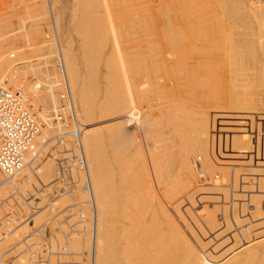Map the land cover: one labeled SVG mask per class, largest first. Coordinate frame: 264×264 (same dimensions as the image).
I'll use <instances>...</instances> for the list:
<instances>
[{
    "label": "rangeland",
    "instance_id": "rangeland-1",
    "mask_svg": "<svg viewBox=\"0 0 264 264\" xmlns=\"http://www.w3.org/2000/svg\"><path fill=\"white\" fill-rule=\"evenodd\" d=\"M79 1L78 0H52V1L50 0V3H52V9H53L52 11L54 12L55 23H56V26H57V29H58L59 39H60L61 48H62L60 50V54L62 55V58L64 59V65H65L66 61H65V58L63 56V54H65V53H64L63 50L66 47L68 48L69 45H70L72 57L75 59V62H76L77 66H78V68L80 70V78L83 81H85L84 79H86L85 82L88 85V87H87L86 84H85V86L88 89L91 88V90L94 93L93 94L94 95L93 97L96 98V100L94 98L93 99H94V106H95V116H97V115L98 116L97 117L94 116L93 123H89L90 122L89 120H83L82 113H81V111L79 109L80 107H79L78 100H77V98H75V95L72 92L74 101L76 103V108H77V111H78L79 119L82 121L84 127H89V125L91 126V125H94L95 124V126L97 125L96 127H98V128L100 127L96 131L97 132H100V130H101L102 131V134L104 136V135H106L105 133H107V132H105L106 129H104L102 127H106L107 126V127H109L108 129H110V130H113V129L116 130V129H118V130H116L118 132L115 131L113 133L114 136H117L118 137L119 132H120L122 134L119 135V137L122 136L123 133H124L123 136H126V137L129 138V139H124V137L122 136L123 137L122 138V141L123 142H122L121 139L118 137L120 139V141H118L119 143L120 142H122V143L126 142V144L129 146V147L127 146V149L129 150V151H127L126 146H123V147H125V149H123V148H121L122 147V143H120L121 144V146H120L121 149L120 150H123V154H125V155H123L124 161H125V159L127 161L129 159V162L126 161L127 162V167H126V165H125V167L128 169V164L132 162L131 163L132 166H130V164H129V169L130 168H132V169H130V170L128 169L127 170V171H129V173L126 171L127 172L126 173L127 176L125 175L124 178L129 177V175L133 171H134V174H135L136 173L135 171H137V170L139 171V169H140V172H138V174L140 175V177H139V175H138V177H137V175H135V177H137V181H135V183L138 182L139 185L138 184H134V185L131 184L133 186L130 189V188H128L129 183H128V185L125 184L126 186L124 185V187L121 189V192H122L123 195H125L123 192H125L126 189H127V192H125L126 195H131L132 196V193H133V195L135 197H137L136 199L139 200L138 202H141V199L140 198H143L144 199V196L143 195H146L145 196L146 197L145 199L148 198L147 200H145V199L142 200V203H138V204H141V206H142L141 208L138 209V212L140 211L139 214L142 216L141 212L143 210L144 211L142 213L145 214L144 215L145 217L142 216L143 217V218L141 217L142 219L139 218L138 226L142 222L141 220H143L142 224L140 225L141 227L139 226V228H137L139 230V232H142V230H143V233H144V231H146V232L147 231L155 232L154 231V229H155L156 230V234H155V245L157 244V242H159L158 238L156 239V237L157 236L159 237V234L160 233L163 234V230H162L161 226L159 225L160 224L159 223L160 222V218L158 217V213H157V208H159V207L155 203V202L158 201L159 203L158 202L157 203L160 204V206L162 208H165V210H169L170 211V214L173 213L172 215H173V217H175L174 219L177 221V224H178L179 228L182 229L181 231L183 233L185 232L187 238L190 239L189 241H191L192 244L194 243L193 245L195 246L196 250L200 249V250H198V252H200L201 249H202V251L204 253L203 255H205V253L207 254L206 256H203L202 255V257H204L203 259H205V257H208V260H210V261H207L205 259L206 261H204V260H202V257H200V255H199V256H195V258H194L195 259V262H197V260L199 259L198 261H200L201 264H204V263H206V264H212L213 262L216 263V264H220V263L221 264H224V262H226L228 260V259L227 260L225 259L228 256V254L226 255V251L225 250L227 249V247H229L230 245H232V243H238L239 246H237V247H240L238 253H236V251H235V253L237 254L236 257H238V255L240 254L239 252H242V250L244 251L245 249H248V247L249 248H252L251 247V244H252V241L251 240H253V239H259L260 237H263L264 236V233H262L264 231V225H261V224H264V210H263L264 209V205H263L264 204V196H262V195H264L263 194L264 193V191H263L264 190V186H263L264 185V172L262 173V170H264V168L261 167V166H258V167L255 166L256 169L258 168V171L256 172V169H255L254 165L253 166H250V165H252L254 163L253 160L258 159V158H255L256 157L254 155L255 153L253 154V157L251 158V160L249 159L250 161H248V159H245V160L248 161L247 164L249 163L247 166L245 165L243 167V166H237V165L232 164L233 161H231V159L232 160L234 159L233 156L235 157V159L236 158L240 159V156L239 155H236V153L234 152V150L232 148H229L230 147L229 144L223 138L227 137V135H229L230 133H233V131H232L234 129V128L232 129V126L233 125H234L233 127H236V128H237V126H240V125L241 126H244L245 128H249L248 127V122L251 120L252 117H255L256 115L258 116V110L261 112V114L264 113V109H263L264 106H260L261 104L264 105V81H263L264 80V76H263L264 72H263V74H261V70H260V67H264V30L261 31V33L263 35L262 36V35H260L261 33H259L260 31H257V29L256 30H252L249 27H245V26L243 27V25H248L249 26V25L255 24L256 23V19H252V17H250V18L247 17L246 18V16L241 15L242 17H240V19H238V16H234V17H229L230 19L227 18L225 20L227 23H230L231 26H233V27L235 26L234 28L231 27V29H230L231 31L229 29L224 30L222 28H220L219 30H217L218 29L217 28L215 30L209 31L210 33H212V36H211V34L209 32H206L205 33V31H204V33L206 35L203 32L200 33L198 30H196V28H194L193 26H191L192 24H191V20L189 18V15L191 14V9H190L191 3H192L191 0H171V1L170 0H159L160 3H159L158 0H146V1L145 0H91V1H89V0H85V1L84 0H79ZM107 2L110 3V4H107ZM82 3L83 4L85 3L88 6H86L85 4L83 5ZM33 4H35V5H33ZM76 5H79V6L82 5V6H84V8L85 7H88V8L85 9V11H84L83 7H81V6L78 7L77 6V9H75L76 8ZM89 6H90V8H89ZM105 6H106V8H105ZM213 6H214V4L211 6V8ZM93 7H95V8L94 9H91ZM132 8H134L135 10L132 9ZM215 8L216 9L218 8L217 9L218 12H217V10H215L216 13H214V15L215 14H219V12L221 11V7H219L216 4L215 5ZM88 9L90 10V12H88ZM158 9H159V11H158ZM71 10L73 11V13H75V10H76V14L75 15L73 14L74 16L72 15V11ZM94 10H97L96 11L97 13ZM91 11L93 12V14L91 13ZM106 11H107V13H106ZM84 12H86V14ZM56 13H57V15H56ZM199 14H201V11H200ZM80 15H81V17L85 16V17L82 18L83 20L80 18ZM90 15H91V17H90ZM167 15H169V17L171 16L170 18H172L171 21L173 23L172 22L170 23V20H169L170 18H167L166 17ZM92 16H93V18H92ZM162 16H163L164 19L162 18ZM219 16H220V14L216 16L217 18L212 17L211 21H213V22L211 23V25L216 26V25H218L221 22V19H219L221 16L220 17ZM86 17H87V19H86ZM73 18H75V20ZM99 19H101V20H99ZM165 19H168L169 20V23H167L168 20H165ZM80 20H81V22L79 23ZM88 20H89V22H91V24L87 23ZM91 20L93 21V23H92ZM98 20L100 21V23H98L99 22ZM73 21H74V24L72 23ZM94 21H96V23H98V27L96 26V28L95 27H92L93 25L94 26L96 25ZM126 21H128V22H126ZM214 21H216V22L218 21V23H216V25H215L214 24ZM76 22L79 23V24H83V23L84 24L81 25L82 27L81 26L79 27V26H77L78 24H76ZM102 22H104V23H102ZM253 22H255V23H253ZM86 23H87V25H86ZM99 24H102V25L104 24V25L102 26V25H99ZM74 25L77 26V27H75ZM90 25H92V26H90ZM168 25H169V28L171 27L170 29L172 31L169 30V29H167L168 28ZM176 25H177V27H176ZM237 25H240V27H243V28L237 29L236 28ZM47 26L48 27L50 26L49 25V19H48V4H47V0H0V73L3 72L5 74H7L8 71L14 70V68L12 66H13V64L15 62H17V61L18 62H21L23 64H18L17 65V69H19V66H21L20 67V70L21 71L24 70L23 72L29 74L32 77V78H30L31 81H32V79H36L35 81H33L35 84H37V82L39 84L41 83L40 85L39 84H37V85H39V87H43L44 90H46L45 91L46 93H48L47 89L49 87H53V84L55 83V80H53L54 81V83H53L52 80H51V78H49V76L50 75H53L52 77L54 79H55V77L57 78V76H59L57 74H54L55 72L53 70L54 69V64H55V52H56V49H55V47H53V46H55V43H53L52 42V39L49 38V36L47 35V32L49 33L48 30H50V27L48 28ZM84 26H85V28H86V26H90V28H92V29H89V27H87L85 29ZM166 26H167V28H166ZM105 27L106 28L108 27V28L106 29ZM162 27H163V29H162ZM93 28H94V32L91 31V30H93ZM139 28H141V29H139ZM178 28H179V30H178ZM45 29L46 30L48 29L47 32H46ZM74 29H76V30L74 31ZM108 29L110 30V32H109ZM165 29H166V33H168L170 31L169 35H171V32H173V34L175 33L176 36H175V41L174 42H176V43L178 42V44H176V45H178L177 46L178 47V50H180L179 47H181V49H184L186 51V53L190 51V52H192V54L190 52L187 53L188 56L187 55L186 56L184 55L185 58H184V56H182L183 58L181 57V55L185 54L184 53V50H181L182 52L180 51V52H178V54H176L175 52H173V54H169V52L167 51V48L165 46L164 39H162L163 38L162 34L165 31ZM81 30H84L85 32H86V30H88L87 31L88 33L87 32L85 33L84 31H81ZM139 30H141V31H139ZM186 30H187V32H186ZM76 31H79L78 34L80 36L77 35V32ZM89 31H91V32L89 33ZM82 32H84V33H82ZM96 32H98L97 33L98 34V37H97ZM226 32H227V34H226ZM229 32H231V33H229ZM255 32H257V33H255ZM91 33H93L95 35H93V34L90 35ZM102 34H103V36H102ZM137 35H139V37ZM124 36H126V37H124ZM178 36H179V39L177 38ZM260 36H262V37H260ZM257 37H258V39H257ZM67 38H68V40H67ZM199 38H200V40H199ZM259 38H260V40H259ZM48 39H50V40H48ZM82 39H83V42H86L87 39H88V41L86 43L89 44V42H91L90 43L91 46L88 45V44L86 45V43H84L86 46L83 45V43L81 41ZM223 39L225 41H227L229 43L231 42V43L229 44V43L225 42ZM208 40H209V42H208ZM78 41H79V43H78ZM97 41H98V43H97ZM113 41H114V43H113ZM180 41L181 42L184 41L183 44L180 43ZM185 41H188V43L185 42ZM232 41H233V45H235V43H236L237 44L236 45L237 47H239V46L241 47L240 49L237 48L238 51L236 50L237 51L236 53L238 55V56L236 55V59L233 58V57L231 58V56L229 58H227L229 56L227 54L228 53L230 54V52H231V51L229 52V47H230V45H232ZM65 42L68 44L67 46H66V43ZM258 42H260L259 43L260 45L258 44ZM92 43H93V45H92ZM184 43H185V47L186 48H183L184 46H182V45H184ZM81 44H82V46H81ZM113 44H115V48H116L115 50L113 49V46H114ZM255 44H256V46H255ZM228 45H229V47H228ZM88 46H89V48H88ZM92 46H93V48H92ZM82 47H84V48H82ZM133 47H134V49H133ZM137 47L140 48V49H138ZM177 47H176L175 50H177ZM207 47H209V48H207ZM247 47H248V49H247ZM90 48L92 49L91 53L89 51V50H91ZM103 48H104V50H102ZM127 48H129L132 51L125 50ZM187 48H188V51H187ZM254 48H255V50H254ZM85 49H86V51H88L87 53H85L86 52ZM80 50H81V52H80ZM95 50L96 51H99V52H96ZM61 51H62V53H61ZM111 51L113 52L114 55L113 54L111 55ZM137 51H139V52H137ZM253 51H255V52H253ZM11 52H13L15 54V56H14L15 58H13V59H10L9 58V53H11ZM118 52H119V54H118ZM153 52H155V53H153ZM167 52H168V54H167ZM252 52H253V54H252ZM81 53L82 54H85L84 57H83V55H81ZM86 54H87V56L89 55L88 56L89 59L86 56ZM92 54H94V56H96V57H94V58L91 57V56H93ZM108 54H110L111 55L110 57L113 58V59H111V61H110V57H109ZM141 54H143L144 56L141 55ZM48 55H49V60L47 61ZM118 55H119V57H118ZM175 55L176 56L179 55L180 58H179V56H177V58H176ZM252 55H254V56H252ZM169 56H171V59L168 58ZM207 56H209V57H207ZM249 56H250V58H249ZM164 57H166L167 59H164ZM186 57H187L188 60L186 59ZM237 57H239V58H237ZM242 57L245 60H242L241 59ZM90 58H92V59H90ZM108 58H109V61H107V62H110V65L109 66L110 67H113L114 66L112 69H113V72H114L115 76L114 75L113 76L116 78V81L117 80L119 81V83H118V81L116 82L114 77H113V82H112V79L111 80L109 79V81H111L113 83V86H114V87H112V85H111L112 83L111 82H108V83H110L112 89L107 87V85H108V83L106 82L107 79L104 76V74L108 70H109L107 72L108 75H109L110 71L112 70V69H110L109 67L106 66V65H108V63L105 64L106 63V59L108 60ZM114 58H116V59H114ZM207 58L208 59L210 58V59L208 60ZM133 59H134V63H133ZM142 59H144V60H142ZM172 59H174V60H172ZM191 59L193 60V62H192ZM219 59H221V60H219ZM230 59H233L234 61L233 60H230ZM239 59H241L244 62V64L241 67L239 65L241 63H243V62L240 61ZM89 60H90V64H93V61H94V64L96 65V66L95 65H92V66H94L93 67L94 70L91 69L92 67H89V66H91L89 64ZM96 60H98V61H96ZM129 60H131V61H129ZM201 60H203V61L201 62ZM228 60L230 61V63H229ZM87 61H88V64H87ZM145 61H147L148 63H150V66L152 67L151 68L152 70H149V75H151V76L153 75V77L149 76V79H151V81H148V83L146 82V85H145V83L142 84V82H145V80H143L144 77L143 76H141L142 78L140 77V75H141L140 73L143 72V74H144V71L143 70L142 71L140 70L141 71L140 72V71H137L136 70V69L139 70L141 68L140 63L145 62ZM175 61H176V63H175ZM177 61H178V63H177ZM236 61H237V63H240V64L238 65L237 63H234ZM238 61H240V62H238ZM258 61H261V62H258ZM166 62H167V64H166ZM188 62H189V64H188ZM227 62L229 63V65H228ZM232 62L235 65L229 67L230 65H233ZM114 63H116L118 66L116 64H114ZM172 63H173V65H172ZM204 63H208L213 68H211L208 64H205V66H204ZM245 63H246V65H245ZM258 63L261 64V65H258ZM85 64H87V65H85ZM169 64H171V65H169ZM186 64L189 65V66H191V68L189 66H187ZM199 64L200 65L202 64V65L200 66ZM236 64L238 65V67H236L238 69L235 68ZM153 65L155 66V68H154ZM183 65H184V67H183ZM138 67H140V68H138ZM178 67H179V69H177ZM64 68L66 69L65 66H64ZM217 68H219V69H217ZM118 69H119V71H118ZM242 69H244V70H242ZM246 69H248L249 71H247ZM217 70L219 71L218 73H217ZM150 71H152L151 74H150ZM116 72L117 73L119 72L118 74L120 76H117L118 74ZM124 72H125V74H124ZM138 72H139V74H138ZM185 72H186V74H185ZM214 72H216L217 74H214ZM112 74L113 73L111 71V75ZM134 74H136L137 76L134 75ZM81 75L84 76V79H83V76L81 77ZM138 75H139V77H138ZM86 76L89 79L88 82H87ZM88 76L89 77L91 76L93 79L91 78L92 79L91 80ZM186 76H187V78H186ZM109 77H112V76H109ZM118 77L120 78V80H119ZM136 77L138 79H136ZM257 77H258V79H256ZM185 78H186V80H185ZM220 78H222L221 79L222 83H219V82H221L220 81ZM231 78H233V79H231ZM193 79H195V80H193ZM229 79H230V81H229ZM141 80H143V81H141ZM255 80H257V81L259 80V82H258L259 84ZM195 81L197 82V84H196ZM204 81H206L207 83L209 81V83H211L210 84V88H209L208 85H205L203 87V85H202L203 83L202 82H204ZM68 82H70V81L68 80ZM114 82H116V83H114ZM121 82H123L122 83V87H121ZM216 82L219 83V84H217V86H216ZM106 83H107V85H106ZM125 83H127V84H125ZM130 83H131V85H130ZM184 83H187L189 85L186 87L185 85H187V84L184 85ZM192 83H194L195 85H193ZM91 84H92V86L94 88L93 87H89ZM96 84L98 85V87H97ZM140 84H142V85H140ZM201 85H202L203 88L201 87ZM218 85H219V87H218ZM220 85H221V87H220ZM116 86L118 87V90L119 91L118 90L117 91L120 92V94L117 91L114 92V90H116V88H117ZM126 86H128V88ZM129 86H130V89L131 90L129 89ZM131 86H132V88H131ZM70 87H71L70 89L72 91V85ZM105 87H107V89L109 91V92L108 91H106V92H108L107 93V96H108L107 98H109L110 100H108L107 98L104 97L105 96ZM193 87H195V88H193ZM196 87H198V88L196 89ZM178 88H180V89H178ZM216 88H217V91L220 92V93H218L216 91ZM220 88L222 90V93H221ZM109 89L111 90V92H110ZM94 90H96L95 92L97 94H95ZM181 90H184V92L183 91L180 92ZM92 91H91V93H92ZM244 91L246 93H243ZM89 92H90V90H89ZM181 93H182V95H181ZM158 94L160 96H158ZM110 95H111V97H109ZM117 95H118V99L120 100L119 101V104L122 103V105L121 104L120 105L117 104L114 108H116L117 106H119L120 108H122V106L124 105L123 109H121V112H120L121 114H119V111H120L119 109L120 108L117 111V108H118L117 107L116 110L114 109L112 111V113L113 112L114 113L115 112L117 113L116 114L117 117L115 116V114L114 115L112 114L115 117H113L112 115H109L108 117L107 116H103V115L102 116L99 115V113L97 112L99 110V108L97 106H100V104L102 106L104 104V100L105 99H107L110 102L111 101V98L112 99H115L117 97H114V96H117ZM203 95H205V96H203ZM103 97L105 99H103ZM119 97H121L122 100ZM242 97H243V99H242ZM48 99H49L48 97H45V99L42 100L43 103L41 105L43 106V108H45V107L46 108H53L54 107L52 105V103L48 101ZM107 100H105V102ZM121 101H123V102H121ZM255 101H257V102H255ZM57 103H58V99H57ZM38 104L40 105V102L36 104L37 107L39 106ZM257 104H258V106H257ZM254 105L256 107H254V109H252ZM33 106H34L35 109H37V107L35 105H33ZM176 111H178V112H176ZM179 112H180V114H179ZM253 112L255 114H253ZM122 114H123V116H122ZM251 115H252V117H251ZM164 116H166V117H164ZM223 116L225 117L224 119H223ZM98 117H99V119H98ZM101 117H103V118H101ZM195 117H197V118H195ZM205 117H206V119H205ZM235 117H237V118L235 119ZM235 120H237L236 122H237L238 125L235 123ZM243 120H244V123L245 124L243 123ZM218 121L219 122L221 121V123H219ZM231 121H233L234 123L232 124ZM163 122H164V124H162ZM166 122L168 123L167 125H166ZM227 122H231V123L230 124H226ZM116 123H119V124H116ZM44 124H43L42 128L45 129L46 126L44 127ZM116 125H120V127H123V128H115V127H117ZM227 126L229 127V129L231 128L232 130L230 129V131H228V127ZM142 127H144V128L147 127V128H145L146 131L143 130L144 128L142 129ZM150 127L152 129H150ZM218 127H220V128H223V127L225 128L226 127V128L224 129L225 131H223L222 129L220 131V129H218ZM244 127H242V128H244ZM166 128H167V131H166ZM119 129H120V131H119ZM171 129L173 131H174V129H176L178 131H174L173 132ZM183 129H185V130H183ZM121 130L123 132H121ZM164 130L167 132V134L165 133ZM179 130H181L180 131L181 133L179 132ZM47 131H48V129L46 128L44 130V132H46L47 134H49V132H47ZM157 131H159V132H157ZM160 131L162 132V134H165V135H168L169 132H170L171 134H169V136L170 135L171 136L174 135L175 137L172 136L171 137L172 139H169L170 140L169 141L168 139H165V138L166 137L170 138V137L169 136H165V135L163 137V135L161 134ZM226 131H228V132H226ZM172 132L174 134H172ZM177 132H179V134ZM117 133H118V135H117ZM132 133H134V134L132 135ZM183 133H184V135H182ZM191 133L194 134L193 136L195 137V139H199L200 141L202 140L201 138H203V140H204V138H206L204 140V141H206L205 144H207V141L211 140L210 141V147L209 148H211V144H212V148L213 149H210V150L208 149L209 152H207V153L209 155H212L210 157L212 158V160L214 158L213 161H215L218 158V160H217V162H218V169H220V167H221V169H223V167L225 169H228L229 172L227 170L223 169L225 172L227 171L229 173L228 174V177H226V178L223 177V175H222L223 173H222V170L221 169H220L221 171L217 169L218 171H216V172L214 170H212V172L205 170V172L207 173L206 175H208V177L210 176L212 178L209 181H206V183H200L198 181V178H196L197 173H195L196 171L194 172V169H193V173L192 172H191V174H189L190 172L188 173L189 168H190L188 164L183 163L184 167L183 166H182V168L180 167V165H182V163H180L179 156H176L177 158H179V160L176 162V163L179 162V166L176 165V168H175V171H177V169L180 170V172H178L179 174L175 173V171L173 172V170H174L173 168L175 167V165L174 166H171V164H170V167H172L173 170L170 168L169 171L172 170L171 171L172 173L166 171V170L169 169V164H166V162L168 163L169 158H170L169 162L171 160H172V162L175 161V160H177L176 158L175 159L173 158L174 160L171 159V156L168 153H166L169 150L168 147H170V148L171 147H174V145L172 146L170 143H174V139H175V141L177 140V141H179V143L181 142V144H182V142H183V144H185V140H187V139H185V137L188 138L189 135H191ZM204 133H206L207 135H205ZM160 134H161L162 137H160ZM175 134H178L179 137L176 138L177 135H175ZM180 134H181V136H180ZM197 134H198V136H197ZM200 134H201V138H199L200 137ZM210 135L212 137H210ZM48 137H49V135H48ZM83 137H84V135H83ZM181 137H183V140L184 141L182 140ZM118 138H115L114 137V140L115 139L118 140ZM208 138H210V139H208ZM218 138H221V141L220 140H217ZM83 139H84V141H83L84 146L86 147V145H85V138H83ZM132 139H133V141H132ZM159 139H160V141H159ZM163 139H165V142H164ZM178 139H180V140H178ZM117 140H115V142L119 146L120 144L117 142ZM127 140H130V141H127ZM161 140H162V142H161ZM212 142H214V145H213ZM217 142H218V144H217ZM162 143H163V145H162ZM166 143H167V147L165 146ZM157 146H159V147H157ZM175 146H176V143H175ZM104 147L106 148L103 151V152H105V155L103 154V156H105L104 159L106 160L108 158L109 161L112 163V165H114L113 164L114 157H112V158L110 157V156H113V153L111 152L110 148L107 147V145H104L102 148L104 149ZM163 147H164V149H163ZM156 148H158V149H156ZM217 148H220V149H217ZM159 149H161V150L163 149L164 151H166V150L167 151L164 152L162 150L160 152V154H159V151H160ZM206 149H207V147H206ZM214 150H216V151H214ZM218 150H220L221 153ZM229 150H230L231 153L229 152ZM126 151L129 153L128 155H126ZM226 151H227V153H225ZM210 152H213V153H210ZM214 152H216V153L219 152V153H217L219 155H217ZM106 153H107V155H106ZM161 154H163V155H161ZM198 154L201 155L202 160H203L204 159L203 154H201L198 151L195 152V154L193 156L196 157ZM220 154H221V156H220ZM231 154L232 155L234 154V155L232 156ZM157 155H161V156H158L157 157ZM226 155L228 156V158H227ZM164 156H168L167 157L168 158L167 161H166V159H165ZM213 156H215L216 158L213 157ZM218 156L220 157V159L221 158L222 159L220 160ZM222 156L223 157H226L227 159L226 158H223ZM229 157H230V159H229ZM132 158H133V160H132ZM152 158H153L154 161H152ZM191 158H192V156H191ZM191 158H190V162L193 159V158L192 159ZM161 159H163V160L161 161ZM205 159H206V161L210 162L208 160V158H205ZM46 160L51 161L50 159H46ZM87 161H88V157H87ZM155 161L158 162V163H156ZM221 161H222L223 164L221 163ZM228 161H230V162H228ZM41 162H44V161H41ZM160 162H162V163H160ZM172 162H170V163H172ZM219 163H221V164H219ZM156 164H157V167L159 169L158 168H154L153 169V167H156ZM88 166H89V164H88ZM134 166H135V168L137 167V170H134L135 169V168H133ZM163 166H164L165 169L164 168L162 169ZM138 167H139V169H138ZM178 167H180V168H178ZM245 167H247V168L245 169ZM52 168L54 170V172H53L54 173L53 177H54L55 176V166H54V163L52 164ZM236 168H237V170H239L238 168H240L239 174H240V171H241V174L238 175L240 178L237 176L239 179L237 178V180H236L238 184H234L233 183L234 182L233 181L234 179L232 177V173L233 172L235 173V169ZM260 168H261V170L259 171ZM181 169H183V171H185L186 174L185 173H182ZM244 169L246 171H252V172H246L247 175H245V171L243 173V170ZM117 170L118 169L115 168V172L116 173H118ZM158 171L160 173H158ZM163 171L166 172V174H167L165 178H162V175H160V174H162L161 172H163ZM164 172H163V177L165 175ZM213 172H215V174H218V175L220 174L217 179H213V176L215 175ZM173 173H174L173 178H175V174L177 175L176 178H177L178 181L176 183L173 182V181H176V180H173L172 176H170V174L173 175ZM90 174H91V172H90ZM158 175H160V177H157L156 178V176H158ZM188 175H190V176L193 175L194 178L191 176V178L189 177L191 180H189V178L187 177ZM241 176H243V177H241ZM37 177L43 183V181L40 178V175L37 176ZM144 177L146 178V180L143 179ZM167 177L169 178V181L167 180L168 179ZM91 178H92V176H91ZM252 178H255L256 183H259L258 186L260 185L261 186V189H260V186L258 188L257 185H255L256 188H254L255 186H253V184H251ZM161 179H162V181L164 179L165 182L163 181L161 183ZM193 179H194V181H193ZM143 180H145V182H147L148 184L150 183V184L148 185L147 183L144 182L145 183L144 186H143L144 188H142L141 190H138V189H140V187L139 188L138 187H134L135 185L136 186L137 185L140 186V183H141V185H143ZM219 180L222 183H224V184L221 185L219 183ZM228 180H229V182H228ZM156 181H159L160 183L157 184ZM260 181H263V183L260 182ZM30 182H32L33 184H36L38 187H40V185L36 182V180H35L34 177L31 178ZM217 182H218V185H219L218 188H217V186H215L213 184V183H217ZM167 183H169V184H167ZM92 185L94 186V184H92ZM148 187H150V188H148ZM207 187H209V188L211 187V189L208 188L209 190H207ZM128 189L131 190L132 193H129L130 191ZM214 189L216 190V192H215ZM259 189L262 190V191H260ZM142 190H143V193H142ZM93 191H94V187H93ZM121 192L119 191V193H121ZM256 192L258 193V195H254V194H257ZM261 192H263V193L261 194ZM140 193L142 194L143 197L141 196ZM153 193L155 195H153ZM252 193H253V195H252ZM2 195H3V192H2ZM4 195H5V193H4ZM82 196H84V194L82 195V193L77 195V197H80V198ZM139 196H141V197L139 198ZM155 196H156V198H155ZM254 196H256L257 199H261L259 201L261 202V206H263V209H262L263 212L261 211V213H260V214H263V216L261 217V215L260 216L257 215L256 218H258V219H256L255 216L252 217V214L251 213H252L253 207H252V205H249L251 203V201L248 198L249 197H252V199H254L255 198ZM259 196H261L263 198H259ZM245 197L247 198V201L246 200L245 201H242L243 198H245ZM150 198L152 199V201H149L150 203L149 202H146ZM235 198H236V200H235ZM72 199H73V196L72 195H69V196L68 195H63V196L59 197L56 200V202L54 203V205H63L64 206V205H67L68 203H70L72 201ZM221 199H222V202H225V203H222L221 202ZM223 199H227L228 201H223ZM217 201H219L220 203L217 202ZM240 201L243 203L244 206L242 205V203ZM226 202H227V205H226ZM253 202L254 201H252V203ZM224 204L226 206L223 207ZM234 204H235V207H234ZM217 206H218V208H216ZM221 206L223 208H225V207L226 208L223 209ZM204 207L206 208V211H207L206 213L207 214L208 213H211V211L213 210L212 211L213 212L212 215L211 214H208V215H211L213 217L215 215L214 218L217 219L216 222L218 224L216 223L215 227L212 228L214 232L213 231H209L206 227H204V228L202 227L203 225H202V222H201V218L200 217H201V214H203L205 212L204 211L205 210ZM219 207H220V209H219ZM153 208H154V211H153ZM145 209L148 210V211H146ZM210 209H211V211H210ZM217 209H219V210H217ZM244 209H245V211H244ZM223 210H226L225 213L223 212ZM151 211L154 212L155 215H153ZM174 211H175V213H174ZM180 211L183 214H185V216ZM191 212H194L195 214H193V213L191 214ZM200 212H202V213H200ZM240 212L241 213L244 212L243 214H245V216L244 215L242 216V214ZM45 214H46V212H44V216H45ZM221 214H223V215H221ZM240 214H241V216H240ZM225 215L227 216V219L230 220V221H227ZM150 216L152 217V220H150ZM154 216H155V219H154ZM232 216L233 217L235 216V217L233 218ZM243 217L246 218V219L244 218L245 221L243 220ZM254 218H255V221L257 220V222L260 221V220L263 221V223L260 222V225H261L260 227H256L257 222H255V221H254V223H256V224L254 225V223H253V219ZM156 220H158L159 222L157 223ZM237 220L239 222L241 220V223H240L241 226L238 224L240 227H238V226L235 225L236 224L235 222ZM149 221H152V222L149 223ZM198 221H200V222H198ZM226 221L229 222V223H227ZM242 221L244 222V224H243ZM250 221H252V222H250ZM230 222L231 223H235L234 225L232 224L234 227H231V228L225 227V225L230 224ZM186 223L189 226L185 227L186 226ZM200 224L202 225L201 227H200ZM195 225L197 227H195ZM220 225H221V227H219ZM143 226H145V227H143ZM147 226L149 227L150 230H148ZM244 226H246V227H244ZM250 226L255 231H257L258 229L259 230L261 229L260 230L261 233H259L260 232L259 230H258L259 232H254V230H252V233H249V236H247L246 238L244 236H241L240 237V235H239V241H238V238H234V237L232 238V237H230V235L233 234L235 230H236L235 232H237V230H242L243 231V234L244 233H247L248 234V232H247L248 230H244V229H247ZM151 227L154 228V229H152ZM183 227H185V228H183ZM188 228H190V229H188ZM201 228H203L201 231L203 233L205 231L206 235H204V236L202 235L201 236V234H202V233H200L201 231H198ZM217 228H218V230H217ZM223 228H226V231H228L230 234L228 232H226V231H225V233H223V231L225 230V229L223 230ZM191 229H193V230L196 229V231H195L196 233L195 232H192V231L189 232V230H191ZM232 229L234 231H232ZM186 231H188V233ZM206 231H208V232H206ZM147 233L150 235L149 232H147ZM147 233H146V236L145 237H147V235H148ZM213 234L215 236L217 235L216 238H212V239L211 238H208V237H213L214 236ZM144 235H145V233H144ZM149 235H148V238H149ZM141 236L145 239V237L143 236V234H141ZM191 236L194 239H197V238H199L201 236L200 239H199V242H201V241L202 242H205V244L202 243L201 246L204 245L207 248L203 246L204 247V249H203L200 246V243L198 245L196 242H194V240H192L193 238ZM195 236L196 237L198 236V237L195 238ZM226 236H228V238L230 239V241H229V239H228V242L225 240V239H227ZM256 236H258V238H256ZM150 237H152V235ZM153 237H154V235H153ZM223 237H224V239H223ZM160 238H162V236ZM163 238H162V240H163ZM204 238H205V241H204ZM235 239H236V241H232V240H235ZM152 240L154 241V239H152ZM162 240H160V243L161 242L163 243ZM213 240H215V241H213ZM222 240H224V241H222ZM153 241H150V242H153ZM164 241H165V239H164ZM195 241L198 242V239L195 240ZM209 241H211L212 243L208 244ZM217 241L218 242H223V243L226 241V243H224V245H221L223 243H218ZM84 242L87 244L86 239L84 240ZM146 242H147V238L143 241V243H145L144 245H146L148 243V242L147 243ZM214 242H217V243L215 244ZM165 243H166V241H165ZM249 243H250V245L248 246ZM78 244L79 245H76V248L74 250V251H76L75 253L80 252L81 250H83L86 247V244H84V243H78ZM151 244H153V245L152 246H149L150 252H151V249L155 246L154 245V242L151 243ZM217 244H220L219 247H218V249H216V247L218 246ZM84 245H85V247H84ZM147 245H146V247H147ZM158 245L161 246V244H158ZM164 245H165L164 247H167L166 244H164ZM211 245L214 247V249H213V247H211ZM121 246H123V245L121 244ZM242 246H245V247H242ZM246 246H248V247H246ZM146 247L144 246L143 247V250H145L144 248H146ZM155 247H154V249H152V252L154 253L155 250H157V251L159 250L157 252V256H159L160 255V252H161L160 251L161 250L160 248H163V247H160V248H158V247L155 248ZM72 248H73V246H72ZM112 248H111V250H112ZM85 249H87V247ZM141 250H142V248H141ZM218 250L219 251L222 250V252L225 251L224 253H222L220 251L222 254H225L224 255L225 257L223 255H221ZM249 250L250 249L246 250V251H248L247 252L248 254L246 256L243 255V254H246V252L245 253L243 252V254L241 253V255L243 257H245V258H243V257H242L243 259L240 258V257H238V258L239 259H242L244 262L251 263V264H260L261 263L260 261H262V258H263L262 263L264 264V257H263L264 250H263V252H260V253L259 252L258 253L256 252L257 253L256 255H255V251H252L251 250L250 252H252V253H249ZM209 251H210V253H209ZM215 251H217V252L215 253ZM117 252L114 250V254L115 255L111 256L110 258L107 257L108 260L111 259V261L109 260L110 263L113 262V263H116L117 264V262H119V264H124V262L126 261V264H145L144 262L145 261H148V263L150 264V262L153 263V259L157 257L156 256V252H155V254H153L152 252L151 253L150 252H146V253H150V255L152 254L153 256L152 255L151 256L154 257V258H152V261L149 262V260H147V258L150 259L151 256L150 257H147L146 256L145 257L146 260H144V262H141L140 258H142L143 255L141 254V257L140 258H137L138 256H140L139 255L140 254V250H139V254L135 253L134 256L126 257V259H124L122 257V255H119ZM141 252L144 253V251H141ZM116 253H117L118 256L116 255ZM146 253H144V254H146ZM219 254L221 256H223V258H221V256ZM250 254H253L254 255V256L252 255V259L250 257L251 256ZM147 255L149 256V254H147ZM241 255H239V256H241ZM248 255H249V257H248ZM114 256L117 257V258H114L112 260V258ZM209 256H211V258H209ZM212 256H213V259H214V256L217 259L215 258L213 260L212 259ZM218 256H220V257H218ZM196 257L197 258L200 257V258H198L196 260ZM219 258H221V259H219ZM248 258H249V260H248ZM223 259H225V260L223 261ZM73 260L74 261H80L81 260V257L76 255V256L73 257ZM117 260H119V261H117ZM123 260H124V262H123ZM242 260H241V262H242ZM250 260H251V262H250ZM121 261H122V263H121ZM234 261H235V259H233V262ZM236 261H238L237 258H236ZM104 262L107 263V259L106 258H105ZM210 262H212V263H210ZM229 262H231L230 261V257H229V261L226 264H228ZM239 262H240V260H239ZM244 262H242L240 264H245ZM72 264H74V263H72ZM196 264H198V262ZM229 264H231V263H229Z\"/></svg>",
    "mask_w": 264,
    "mask_h": 264
},
{
    "label": "bare ground",
    "instance_id": "bare-ground-1",
    "mask_svg": "<svg viewBox=\"0 0 264 264\" xmlns=\"http://www.w3.org/2000/svg\"><path fill=\"white\" fill-rule=\"evenodd\" d=\"M52 1V0H51ZM79 1V0H78ZM85 1V0H84ZM89 1H91V0H89ZM146 1V0H145ZM144 1V2H145ZM159 1V0H158ZM171 1V0H170ZM80 2V1H79ZM136 2V1H135ZM150 2V1H149ZM192 2V3H191ZM191 6H190V9H191V14L189 15V18H190V20H191V26H193L194 28H196V30H198L200 33L201 32H203L204 33V31H205V33L206 32H209V31H212V30H215V29H217V30H219L220 28H222V29H224V30H227V29H231V27H233V26H231V24L230 23H227L225 20L227 19V18H229V17H234V16H238V19H240V17H242L241 15H243V16H246V18L247 17H252V19H256V23L255 22H253V23H255V24H252V25H243V27L245 26V27H249L250 29H252V30H256L257 29V31H260L259 33H261V31H263L264 30V0H191ZM86 3V2H85ZM84 3V4H85ZM93 3V2H92ZM139 3V2H138ZM159 3H160V1H159ZM189 3V2H188ZM36 4V3H35ZM35 4H33V5H35ZM80 4V3H79ZM83 4V3H82ZM83 4V5H84ZM91 4V3H90ZM106 4V3H105ZM107 4H110V3H108L107 2ZM106 4V5H107ZM144 4V3H143ZM179 4V3H178ZM214 4V6L211 8V6ZM218 5L219 7H221V13L219 12V14H220V18L219 19H221V22L218 24V25H216V23H218V21L216 22V21H214V24L216 25V26H214V25H211V23L213 22V21H211V19H212V17H214V18H217L216 16L217 15H219V14H215L214 15V13H216V11L215 10H217L216 8H215V5ZM32 5V4H31ZM51 5H52V3H51ZM86 5V4H85ZM94 5V4H93ZM148 5V4H147ZM177 5V4H176ZM183 5V4H182ZM54 6V5H53ZM74 6V5H73ZM77 6L78 7H83V9H84V11H85V9H87L88 7H85L84 8V6H82V5H76V8L75 9H77ZM86 6H88V5H86ZM96 6V5H95ZM160 6V5H159ZM168 6V5H167ZM181 6V5H180ZM108 7V6H107ZM145 7V6H144ZM89 8H90V6H89ZM95 7H93V8H91V9H94ZM105 8H106V6H105ZM138 8V7H137ZM173 8V7H172ZM183 8V7H182ZM42 9V8H41ZM132 9H134V8H132ZM171 9V8H170ZM206 9V10H205ZM220 9V8H219ZM80 10V9H79ZM82 10V9H81ZM135 10V9H134ZM153 10V9H152ZM205 10V11H204ZM72 11V10H71ZM95 12L97 11V10H94ZM158 11H159V9H158ZM200 11H201V14H199L200 13ZM2 12V11H1ZM88 12H90V10L88 9ZM87 12V13H88ZM173 12V11H172ZM190 12V11H189ZM217 12H218V10H217ZM80 13V12H79ZM85 14H86V12H84ZM91 13L93 14V12L91 11ZM90 13V14H91ZM97 13V12H96ZM106 13H107V11H106ZM109 13V12H108ZM163 13V12H162ZM166 13V12H165ZM75 15L76 14V10H75V13H73V11H72V15ZM89 14V13H88ZM95 14V13H94ZM176 14V13H175ZM222 14V15H221ZM56 15H57V13H56ZM73 15V16H74ZM84 15V14H83ZM132 15V14H131ZM164 15V14H163ZM208 15V16H207ZM135 16V15H134ZM83 17H85V16H83ZM83 17H81V15H80V18L82 19ZM90 17H91V15H90ZM96 17V16H95ZM99 17V16H98ZM97 17V18H98ZM104 17V16H103ZM167 18H170L169 17V15H167L166 16ZM165 17V18H166ZM178 17V16H177ZM57 18V17H56ZM92 18H93V16H92ZM162 18H163V16H162ZM179 18V17H178ZM74 20H75V18H73ZM79 19V18H78ZM86 19H87V17H86ZM89 19V18H88ZM96 19V18H95ZM108 19V18H107ZM164 19V18H163ZM230 19V18H229ZM83 20V19H82ZM99 20H101V19H99ZM98 20V21H99ZM165 20H168V19H165ZM170 20V23L172 22L171 20H172V18H170L169 19ZM169 20L167 21V23H169ZM185 20V19H184ZM92 21V20H91ZM97 21V20H96ZM96 21H94L95 22V26L93 25H90V26H92V27H95L96 28V26L98 27V23H100V21L98 22V23H96ZM180 21V20H179ZM246 21V20H245ZM81 22V20L79 21V23ZM83 22V21H82ZM126 22H128V21H126ZM166 22V21H165ZM73 24H74V21L72 22ZM79 23H77L76 22V24H78L77 26H81V25H83V24H79ZM87 23H89V24H91V22H89V20H88V22ZM87 23H86V25H87ZM92 23H93V21H92ZM102 23H104V22H102ZM146 23V22H145ZM173 23V22H172ZM45 24V23H44ZM88 24V25H89ZM163 24V23H162ZM166 24V23H165ZM181 24V23H180ZM99 25H102V24H99ZM104 25V24H103ZM102 25V26H103ZM175 25V24H174ZM75 26V25H74ZM77 26H75V27H77ZM90 26H86V28L87 27H89V29H92V28H90ZM48 27V26H47ZM78 27V28H79ZM82 27V26H81ZM176 27H177V25H176ZM180 27V26H179ZM235 27V26H234ZM233 27V28H234ZM243 27H240V25H237L236 26V28L237 29H239V28H243ZM49 28V27H48ZM74 28V27H73ZM84 28H85V26H84ZM83 28V29H84ZM85 28V29H86ZM101 28V27H100ZM106 28V27H105ZM108 28V27H107ZM106 28V29H107ZM130 28V27H129ZM166 28H167V26H166ZM171 28V27H170ZM169 28V25H168V28L167 29H169V30H171ZM173 28V27H172ZM193 28V29H194ZM138 29V28H137ZM139 29H141V28H139ZM162 29H163V27H162ZM177 29V28H176ZM248 29V28H247ZM46 30V29H45ZM48 30V29H47ZM47 30H46V32H47ZM76 29H74V31H75ZM96 30V29H95ZM109 30V29H108ZM143 30V29H142ZM178 30H179V28H178ZM49 31V30H48ZM81 31H84V30H81ZM88 30H86V32H87ZM91 31H93L94 32V28H93V30H91ZM91 31H89V33L91 32ZM101 31V30H100ZM134 31V30H133ZM132 31V32H133ZM139 31H141V30H139ZM144 31V30H143ZM172 31V30H171ZM195 31V30H194ZM231 31V30H230ZM77 32V35H79L78 34V32L79 31H76ZM85 32V31H84ZM84 32H82V33H84ZM85 32V33H86ZM109 32H110V30H109ZM124 32V31H123ZM131 32V33H132ZM138 32V31H137ZM168 32V31H167ZM186 32H187V30H186ZM192 32V31H191ZM224 32V31H223ZM249 32V31H248ZM88 33V32H87ZM98 32H96V34H97ZM106 33V32H105ZM125 33V32H124ZM130 33V34H131ZM169 33H170V31L168 32V33H166V29H165V31L163 32V34H162V36H163V38L162 39H164V42H165V46H166V48H167V51L169 52V54H173V52H175L176 54H178V52H180L181 50H184V49H181V47H179L180 48V50H178V45H176V44H178V42L176 43V42H174L175 41V33L173 34V32H171V35H169ZM194 33V32H193ZM202 33V34H203ZM204 33V34H205ZM210 33V32H209ZM225 33V32H224ZM229 33H231V32H229ZM255 33H257V32H255ZM47 34H48V32H47ZM69 34V33H68ZM76 34V33H75ZM93 33H91L90 35H92ZM181 34V33H180ZM203 34V35H204ZM211 34V36H212V33H210ZM218 34V33H217ZM220 34V33H219ZM226 34H227V32H226ZM93 35H95V34H93ZM133 35V34H132ZM184 35V34H183ZM191 35V34H190ZM193 35V34H192ZM206 35V34H205ZM216 35V34H215ZM260 35H262V33L260 34ZM80 36V35H79ZM102 36H103V34H102ZM134 36V35H133ZM138 37H139V35H137ZM232 36V35H231ZM263 36V35H262ZM262 36H260V37H262ZM97 37H98V34H97ZM124 37H126V36H124ZM142 37V36H141ZM182 37V36H181ZM47 38V37H46ZM143 38V37H142ZM178 39H179V36L177 37ZM186 38V37H185ZM201 38V37H200ZM200 38H199V40H200ZM204 38V37H203ZM216 38V37H215ZM231 38V37H230ZM249 38V37H248ZM97 39V38H96ZM99 39V38H98ZM126 39V38H125ZM133 39V38H132ZM188 39V38H187ZM186 39V40H187ZM195 39V38H194ZM211 39V38H210ZM222 39V38H221ZM228 39V38H227ZM257 39H258V37H257ZM262 39V38H261ZM48 40H50V39H48ZM67 40H68V38H67ZM66 40V41H67ZM86 40V39H85ZM84 40V41H85ZM114 40V39H113ZM134 40V39H133ZM184 40V39H183ZM205 40V39H204ZM224 40V39H223ZM259 40H260V38H259ZM258 40V41H259ZM71 41V40H70ZM69 41V42H70ZM82 41V43H83V45H85L84 43H86L87 41H88V39H87V41L86 42H83V39L81 40ZM194 41V40H193ZM196 41V40H195ZM212 41V40H211ZM225 41V40H224ZM223 41V42H224ZM47 42V41H46ZM50 42V41H49ZM53 42V41H52ZM102 42V41H101ZM133 42V41H132ZM163 42V43H164ZM184 42V41H183ZM183 42H181L180 41V43H182L183 44ZM185 42H187L188 43V41H185ZM197 42V41H196ZM206 42V41H205ZM208 42H209V40H208ZM225 42H227V41H225ZM261 42V41H260ZM260 42H258V44L260 43ZM66 43V42H65ZM78 43H79V41H78ZM90 43L91 42H89V44L88 43H86V45L88 44V45H90ZM97 43H98V41H97ZM113 43H114V41H113ZM141 43V42H140ZM139 43V44H140ZM191 43V42H190ZM211 43V42H210ZM218 43V42H217ZM222 43V42H221ZM227 43H229V42H227ZM231 43V42H230ZM229 43V44H230ZM132 44V43H131ZM176 46H175V45ZM199 44V43H198ZM257 44V43H256ZM256 44H255V46H256ZM50 45V44H49ZM48 45V46H49ZM68 44L66 43V46H67ZM85 45V46H86ZM92 45H93V43H92ZM104 45V44H103ZM102 45V46H103ZM114 46H113V49L115 50L116 48H115V44H113ZM223 45V44H222ZM237 44L235 43V45H233V41H232V45H230V47H229V45H228V47H229V52H230V54L228 53L227 55H229L227 58H229L230 56H231V58L233 57V58H235L236 59V55H237V51H238V49L237 48H241L240 46L239 47H237L236 46ZM260 45V44H259ZM53 46V45H52ZM65 46V47H66ZM81 46H82V44H81ZM84 46V47H85ZM91 46V45H90ZM137 46V45H136ZM180 46V45H179ZM182 46H184L183 48H186L185 47V43H184V45H182ZM51 47V46H50ZM53 47H55V46H53ZM84 47H82V48H84ZM96 47V46H95ZM129 47V46H128ZM140 47V46H139ZM176 47H177V50H175L176 49ZM67 48V47H66ZM65 48V49H66ZM88 48H89V46H88ZM87 48V49H88ZM92 48H93V46H92ZM101 48V47H100ZM130 48V47H129ZM129 48H127V49H125V50H130ZM138 48V47H137ZM196 48V47H195ZM205 48V47H204ZM207 48H209V47H207ZM215 48V47H214ZM250 48V47H249ZM50 49V48H49ZM55 49H56V47H55ZM62 49V48H61ZM63 50L64 51V53L65 54H63V56H64V58H65V61H66V63H65V67H66V69H65V72H66V76H67V78H68V80L70 81L69 83V85L71 86L72 85V92H73V94L75 95V98H77V100H78V103H79V109H80V111H81V113H82V116H83V120H89L90 122L89 123H93V120H94V116H95V106H94V99L96 100V98L95 97H93L94 95V93H93V91L91 90V88L90 89H88L87 87H88V85L86 84V79H84V76L83 75H81V77L83 76V79L85 80V81H83L81 78H80V70H79V68H78V66H77V64H76V62H75V59L72 57V53H71V47H70V45H69V47L66 49V50ZM91 49V48H90ZM119 49V48H118ZM133 49H134V47H133ZM138 49H140V48H138ZM137 49V50H138ZM144 49V48H143ZM165 49V48H164ZM206 49V48H205ZM247 49H248V47H247ZM53 50V49H52ZM102 50H104V48L102 49ZM191 50V49H190ZM207 50V49H206ZM212 50V49H211ZM237 50V51H236ZM254 50H255V48H254ZM262 50V49H261ZM49 51V50H48ZM85 51H86V49H85ZM90 51V53H91V51H92V49L91 50H89ZM96 51V50H95ZM113 51V50H112ZM111 51V55L113 54V52ZM118 51V50H117ZM130 51H132V50H130ZM187 51H188V48H187ZM215 51V50H214ZM80 52H81V50H80ZM88 51H86L85 53H87ZM96 52H99V51H96ZM102 52V51H101ZM115 52V51H114ZM137 52H139V51H137ZM141 52V51H140ZM144 52V51H143ZM147 52V51H146ZM168 52H167V54H168ZM182 52V51H181ZM190 52V51H189ZM189 52H187V53H189ZM240 52V51H239ZM238 52V53H239ZM253 52H255V51H253ZM253 52H252V54H253ZM61 53H62V51H61ZM142 53V52H141ZM145 53V52H144ZM143 53V54H144ZM148 53V52H147ZM146 53V54H147ZM153 53H155V52H153ZM184 53L185 54H183V55H181V57L182 56H186L187 55V53H186V51L184 50ZM191 54H192V52H190ZM212 53V52H211ZM222 53V52H221ZM241 53V52H240ZM249 53V52H248ZM95 54V53H94ZM94 54H92L93 56H91V57H96V56H94ZM101 54V53H100ZM118 54H119V52H118ZM133 54V53H132ZM138 54V53H137ZM136 54V55H137ZM143 54H141V55H143ZM149 54V53H148ZM164 54V53H163ZM203 54V53H202ZM223 54V53H222ZM258 54V53H257ZM81 55H83V57H84V55L85 54H82L81 53ZM109 55V57L111 56L110 54H108ZM114 55V54H113ZM139 55V54H138ZM140 55V56H141ZM240 55V54H239ZM46 56V55H45ZM86 56H87V54H86ZM85 56V57H86ZM89 56V55H88ZM87 56V57H88ZM117 56V55H116ZM144 56V55H143ZM149 56V55H148ZM166 56V55H165ZM176 56V55H175ZM174 56V57H175ZM177 56H179V55H177ZM177 56H176V58H177ZM185 56H184V58H185ZM188 56V55H187ZM198 56V55H197ZM219 56V55H218ZM238 56V55H237ZM241 56V55H240ZM243 56V55H242ZM252 56H254V55H252ZM47 57V56H46ZM100 57V56H99ZM108 57V56H107ZM118 57H119V55H118ZM130 57V56H129ZM137 57V56H136ZM173 57V56H172ZM207 57H209V56H207ZM258 57V56H257ZM82 58V57H81ZM141 58V57H140ZM143 58V57H142ZM150 58V57H149ZM168 58H170L171 59V56H169ZM179 58H180V56H179ZM183 58V57H182ZM220 58V57H219ZM237 58H239V57H237ZM249 58H250V56H249ZM248 58V59H249ZM46 59V58H45ZM85 59V58H84ZM88 59H89V57H88ZM90 59H92V58H90ZM99 59V58H98ZM111 59H113L112 57H110V61H111ZM114 59H116V58H114ZM118 59V58H117ZM120 59V58H119ZM137 59V58H136ZM135 59V60H136ZM162 59V58H161ZM164 59H167L166 57H164ZM175 59V58H174ZM174 59H172V60H174ZM186 59H187V57H186ZM208 59V58H207ZM210 59V58H209ZM208 59V60H209ZM212 59V58H211ZM242 60H245V59H243V57L241 58ZM241 59H239L240 61H242ZM258 59V58H257ZM49 60V55H48V59H47V61ZM64 60V59H63ZM94 60V59H93ZM142 60H144V59H142ZM146 60V59H145ZM176 60V59H175ZM183 60V59H182ZM188 60V59H187ZM192 60V59H191ZM198 60V59H197ZM219 60H221V59H219ZM230 60H233V59H230ZM260 60V59H259ZM46 61V62H47ZM92 61V60H91ZM96 61H98V60H96ZM107 61H109V58H108V60L106 59V63L105 64H107L108 63V65H106L107 67H109L110 69H112L113 67H110L109 65H110V62H107ZM115 61V60H114ZM120 61V60H119ZM129 61H131V60H129ZM141 61V60H140ZM148 61V60H147ZM147 61H145V62H142V63H140V65H141V68L140 67H138V68H140L139 70L138 69H136L137 71H144V74H143V72H141L140 74V77L141 76H143L144 77V79L143 80H145V82H142V84L143 83H145V85H146V82L148 83V81H151V79H149V76H151V75H149V70H152L151 68V66H150V63H148ZM179 61V60H178ZM178 61H177V63H178ZM190 61V60H189ZM203 60H201V62H202ZM212 61V60H211ZM227 61V60H226ZM229 61V60H228ZM234 61V60H233ZM240 61H238V62H240ZM85 62V61H84ZM185 62V61H184ZM192 62H193V60H192ZM209 62V61H208ZM243 62V61H242ZM258 62H261V61H258ZM86 63V62H85ZM92 63V62H91ZM100 63V62H99ZM121 63V62H120ZM133 63H134V59H133ZM132 63V64H133ZM175 63H176V61H175ZM174 63V64H175ZM228 63V62H227ZM226 63V64H227ZM229 63H230V61H229ZM229 63H228V65H229ZM234 63H237V61L236 62H234ZM87 64H88V61H87ZM87 64H85V65H87ZM89 64H90V60H89ZM97 64V63H96ZM114 64H116V63H114ZM128 64V63H127ZM166 64H167V62H166ZM182 64V63H181ZM188 64H189V62H188ZM192 64V63H191ZM197 64V63H196ZM205 64H208V63H204V66H205ZM232 64H233V62H232ZM238 65L240 64V63H237ZM236 64V66H235V68L236 67H238V65ZM244 64V62L243 63H241L239 66L241 67L242 65ZM91 66H89V67H92L91 69H93V67L94 66H92V65H95L94 64V61H93V64H90ZM117 65V64H116ZM121 65V64H120ZM163 65V64H162ZM169 65H171V64H169ZM172 65H173V63H172ZM187 65V64H186ZM185 65V66H186ZM198 65V64H197ZM200 65V64H199ZM202 65V64H201ZM200 65V66H201ZM209 65V64H208ZM213 65V64H212ZM223 65V64H222ZM227 65V66H228ZM235 64H233V65H230L229 67H231V66H234ZM245 65H246V63H245ZM244 65V66H245ZM257 65V64H256ZM258 65H261V64H259L258 63ZM96 66V65H95ZM118 66V65H117ZM116 66V67H117ZM135 66V65H134ZM154 66V65H153ZM187 66H189V65H187ZM195 66V65H194ZM210 66V65H209ZM218 66V65H217ZM20 67L21 66H19V69H14V71L13 70H10V71H8L7 72V74H5V73H0V87H4V86H10L11 88H17V87H22L24 90H25V92H27V93H29V95H30V100L32 101V104L33 105H35L36 107H37V103H39L40 102V104H42L43 103V101L42 100H44L45 99V97H48L49 99H48V101L49 102H51L52 103V105L54 106V107H56V105H57V96H56V90H55V87L53 88V87H49L48 89H47V91H48V93H46L45 91L46 90H44V88L43 87H39V85L41 84H39L38 82H37V84H39V85H37V84H35L33 81H31V79L30 78H32L29 74H27V73H25V72H23V71H21L20 70ZM105 67V66H104ZM136 67V66H135ZM164 67V66H163ZM170 67V66H169ZM183 67H184V65H183ZM190 68H191V66H189ZM211 67V66H210ZM259 67V66H258ZM257 67V68H258ZM106 68V67H105ZM123 68V67H122ZM154 68H155V66H154ZM158 68V67H157ZM162 68V67H161ZM181 68V67H180ZM194 68V67H193ZM197 68V67H196ZM211 68H213V67H211ZM223 68V67H222ZM221 68V69H222ZM244 68V67H243ZM246 68V67H245ZM256 68V67H255ZM22 69V68H21ZM90 69V70H91ZM108 69V68H107ZM116 69V68H115ZM168 69V68H167ZM171 69V68H170ZM177 69H179V67L177 68ZM217 69H219V68H217ZM229 69V68H228ZM232 69V68H231ZM230 69V70H231ZM236 69H238V68H236ZM253 69V68H252ZM259 69V68H258ZM94 70V69H93ZM175 70V69H174ZM242 70H244V69H242ZM247 71H249L248 69H246ZM260 70H261V74H263V72H264V67H260ZM45 71V70H44ZM107 71V70H106ZM109 71V70H108ZM107 71V72H108ZM111 71H112V75H111ZM110 71V73H109V75H108V73L106 72L105 74L109 77V76H112V77H107L105 74H104V76H105V78L107 79V83L108 82H111V81H109V79L111 80L112 79V82H113V77L115 76V74H114V72H113V69ZM115 71V70H114ZM118 71H119V69H118ZM136 71V72H137ZM167 71V70H166ZM192 71V70H191ZM251 71V70H250ZM53 72V71H52ZM151 72L152 71H150V74H151ZM181 72V71H180ZM196 72V71H195ZM219 71L217 70V73H218ZM117 73V72H116ZM119 73V72H118ZM117 73V74H118ZM177 73V72H176ZM216 72H214V74H217ZM221 73V72H220ZM232 73V72H231ZM250 73V72H249ZM248 73V74H249ZM258 73V72H257ZM124 74H125V72H124ZM131 74V73H130ZM138 74H139V72H138ZM156 74V73H155ZM163 74V73H162ZM179 74V73H178ZM185 74H186V72H185ZM58 75V74H57ZM56 75V76H57ZM103 75V74H102ZM114 75V76H113ZM134 75H136V74H134ZM237 75V74H236ZM117 76H120L119 74L117 75ZM129 76V75H128ZM137 76V75H136ZM192 76V75H191ZM263 76H264V74H263ZM89 77V76H88ZM97 77V76H96ZM138 77H139V75H138ZM151 77H153V75L151 76ZM256 77V76H255ZM260 77V76H259ZM5 78H7V81H5ZM59 78V76H57V79ZM86 78H87V76H86ZM90 79L92 78L91 76L89 77ZM115 78V77H114ZM119 78V77H118ZM124 78V77H123ZM142 78V77H141ZM140 78V79H141ZM186 78H187V76H186ZM186 78H185V80H186ZM223 78V77H222ZM222 78H220V81H221V79ZM56 79V80H57ZM93 79V78H92ZM91 79V80H92ZM126 79V78H125ZM136 79H138L137 77H136ZM231 79H233V78H231ZM256 79H258V77L256 78ZM263 79V78H262ZM261 79V80H262ZM88 78H87V82H88ZM119 80H120V78H119ZM129 80V79H128ZM143 80H141V81H143ZM193 80H195V79H193ZM205 80V79H204ZM207 80V79H206ZM218 80V79H217ZM20 81H23V83H21ZM115 81H116V78H115ZM118 81V80H117ZM116 81V82H117ZM124 81V80H123ZM126 81V80H125ZM179 81V80H178ZM182 81V80H181ZM229 81H230V79H229ZM257 83L259 82V80L257 81V80H255ZM264 81V80H263ZM32 82V83H31ZM52 82L54 83V81L52 80ZM85 82V83H84ZM92 82V81H91ZM111 82V83H112ZM116 82H114V83H116ZM131 82V81H130ZM183 82V81H182ZM196 82V81H195ZM94 83V82H93ZM92 83V84H93ZM107 83H106V85H107ZM118 83H119V81H118ZM122 83L123 82H121V87H122ZM140 83V82H139ZM159 83V82H158ZM167 83V82H166ZM172 83V82H171ZM203 84V87L205 86V85H208L209 86V88H210V84L211 83H209V81H208V83L206 82V81H204V82H202ZM219 83H222V81L221 82H219ZM218 82H216V86H217V84H219ZM85 84L87 85V87L85 86ZM90 84V83H89ZM92 84L89 86V87H93L92 86ZM125 84H127V83H125ZM142 84H140V85H142ZM185 84H187V83H184V85ZM193 85H195L194 83H192ZM196 84H197V82H196ZM200 84V83H199ZM233 84V83H232ZM259 84V83H258ZM97 85V84H96ZM110 85V83H108V85H107V87L108 88H111L112 89V87H114L113 86V83L111 84L112 85V87H111V85ZM130 85H131V83H130ZM161 85V84H160ZM173 85V84H172ZM189 84H187V85H185L186 87L188 86ZM202 85H201V87H202ZM251 85V84H250ZM42 86V85H41ZM103 86V85H102ZM118 86V85H117ZM116 86V87H117ZM198 86V85H197ZM212 86V85H211ZM214 86V85H213ZM235 86V85H234ZM237 86V85H236ZM97 87H98V85H97ZM107 87H105V98H107L108 96H107V93L109 92L108 91V89H107ZM127 88H128V86H126ZM159 87V86H158ZM161 87V86H160ZM200 87V86H199ZM200 87V88H201ZM202 87V88H203ZM207 87V86H206ZM205 87V88H206ZM218 87H219V85H218ZM220 87H221V85H220ZM42 88V89H41ZM46 88V87H45ZM71 88V87H70ZM94 88V87H93ZM131 88H132V86H131ZM177 88V87H176ZM185 88V87H184ZM193 88H195V87H193ZM198 87H196V89H197ZM29 89V90H28ZM129 89H130V86H129ZM178 89H180V88H178ZM182 89V88H181ZM195 89V90H196ZM89 90H90V92H89ZM97 90V89H96ZM96 90H94V92L96 91ZM110 90V89H109ZM118 90V87L116 88V90H114V92H116ZM125 90V89H124ZM131 90V89H130ZM174 90V89H173ZM205 90V89H204ZM214 90V89H213ZM220 90H221V88H220ZM91 91H92V93H91ZM106 91H108V92H106ZM119 91V90H118ZM117 91V92H118ZM126 91V90H125ZM184 92V90H181L180 92ZM216 91H217V88H216ZM237 91V90H236ZM110 92H111V90H110ZM127 92V91H126ZM174 92V91H173ZM206 92V91H205ZM218 92V91H217ZM119 94H120V92H118ZM218 93H220V92H218ZM221 93H222V90H221ZM243 93H246L245 91L243 92ZM95 94H97L96 92H95ZM115 94V93H114ZM134 94V93H133ZM186 94V93H185ZM207 94V93H206ZM212 94V93H211ZM214 94V93H213ZM109 95V94H108ZM116 95V94H115ZM181 95H182V93H181ZM184 95V94H183ZM222 95V94H221ZM113 96V95H112ZM121 96V95H120ZM148 96V95H147ZM158 96H160L159 94H158ZM179 96V95H178ZM203 96H205V95H203ZM207 96V95H206ZM226 96V95H225ZM253 96V95H252ZM97 97V96H96ZM103 97V99H105ZM109 97H111V95L109 96ZM114 97H117V98H115V99H112L111 98V101L109 102L108 100H110L109 98H107V99H105V100H107L106 102H105V100H104V104L101 106V104H100V106H97L98 108H99V110L97 111L98 113H99V115H103V116H109V115H114L115 114V116L117 117V113L115 112H113L112 113V111L115 109L116 110V108H117V111H118V109L120 108L119 106H117L116 108H114L117 104L118 105H122V103H120L119 104V99H118V95L117 96H114ZM113 97V98H114ZM94 98V99H93ZM120 99H121V97H119ZM194 98V97H193ZM200 99V98H199ZM242 99H243V97H242ZM122 100V99H121ZM114 101V102H113ZM263 101V100H262ZM103 102V101H102ZM101 102V103H102ZM121 102H123V101H121ZM125 102V101H124ZM128 102V101H127ZM249 102V101H248ZM255 102H257V101H255ZM99 103V102H98ZM206 103V102H205ZM253 103V102H252ZM188 104V103H187ZM39 105V104H38ZM126 105V104H125ZM260 105V104H259ZM257 106H258V104H257ZM260 106H264V105H260ZM96 107V108H97ZM123 107H124V105L122 106V108H120L119 110V114H121L120 112H121V109H123ZM183 107V106H182ZM254 107H256L255 105L253 106V108L252 109H254ZM261 108V107H260ZM263 108V107H262ZM35 109V108H34ZM264 109V108H263ZM36 110V109H35ZM126 110V109H125ZM258 110V109H257ZM184 111V110H183ZM263 111V110H262ZM123 112V111H122ZM176 112H178V111H176ZM97 113V114H98ZM101 113V114H100ZM39 114V116L43 119V121H44V127L46 126V128L48 129V131L47 132H50L49 131V125H48V122H47V119H45L44 118V113L43 112H40V113H38ZM124 114V113H123ZM123 114H122V116H123ZM159 114V113H158ZM179 114H180V112H179ZM178 114V115H179ZM188 114V113H187ZM253 114H255L254 112H253ZM112 115V116H113ZM176 115V114H175ZM192 115V114H191ZM197 115V114H196ZM250 115V114H249ZM98 116V115H97ZM97 116H95V117H97ZM115 116H113V117H115ZM121 116V117H122ZM214 116V115H213ZM119 117V116H118ZM150 117V116H149ZM164 117H166V116H164ZM183 117V116H182ZM191 117V116H190ZM248 117V116H247ZM251 117H252V115H251ZM250 117V118H251ZM101 118H103V117H101ZM100 118V119H101ZM170 118V117H169ZM195 118H197V117H195ZM225 117L223 116V119H224ZM230 118V117H229ZM237 117H235V119H236ZM98 119H99V117H98ZM143 119V118H142ZM147 119V118H146ZM159 119V118H158ZM161 119V118H160ZM178 119V118H177ZM184 119V118H183ZM204 119V118H203ZM205 119H206V117H205ZM231 119V118H230ZM234 119V118H233ZM249 119V118H248ZM171 120V119H170ZM201 120V119H200ZM217 120V119H216ZM222 120V119H221ZM226 120V119H225ZM224 120V121H225ZM232 120V119H231ZM247 120V119H246ZM81 121V120H80ZM92 121V122H91ZM150 121V120H149ZM186 121V120H185ZM213 121V120H212ZM228 121V120H227ZM237 120H235V123L237 124V122H236ZM82 122V121H81ZM190 122V121H189ZM200 122V121H199ZM219 122V121H218ZM232 122V124L234 123L233 121H231ZM231 122H227L226 124H230ZM241 122V121H240ZM217 123V122H216ZM219 123H221V121L219 122ZM223 123V122H222ZM225 123V122H224ZM239 123V122H238ZM243 123H244V120H243ZM87 124V123H86ZM98 124V123H97ZM116 124H119V123H116ZM162 124H164V122L162 123ZM168 123L166 122V125H167ZM171 124V123H170ZM242 124V123H241ZM245 124V123H244ZM103 125V124H102ZM113 125V124H112ZM122 125V124H121ZM238 125V124H237ZM240 125V124H239ZM243 125V124H242ZM97 126V125H96ZM95 126V124L94 125H89V127H85V130H84V137L83 138H85V145H86V156L88 157V164H89V171L91 172V176H92V178H91V181H93L92 182V184H94V196H95V201H96V207H97V223H96V256H95V264H107L108 262L110 263V261H111V259H109L108 260V258H110L111 256H113V255H115L114 254V250L119 254V255H122V257L124 258V259H126V257H131V256H134V254L135 253H137V254H139V250H140V256H138L137 258H140L141 257V254L143 255L142 256V258H140V260H141V262H144V260H146L145 259V257L147 256V257H150L151 255H150V253L152 252V249H154V247L156 246V247H158V248H160V247H163V248H160L161 250V252H160V255L159 256H157V252L159 251H157V250H155L154 251V253L153 254H155V252H156V258H154V257H152L151 256V258L149 259V258H147V260H149V262L150 261H152V258H154L153 259V263L152 262H150V264L152 263V264H196L197 262H198V264L200 263V261H198L199 259L198 258H200V257H202V255L204 254L203 253V251H202V249H201V251L200 252H198V250H200V249H198V250H196V248H195V246L191 243V241H189L190 239H188L187 238V236H186V234H185V232L183 233L181 230L182 229H180L179 228V226H178V224H177V221L174 219L175 217H173V213L172 214H170V211L169 210H165V208H162L161 206H160V204H158L157 202H155L156 204H157V206L159 207V208H157V213H158V217L160 218V222L158 221V220H156L157 221V223L159 222L160 224V226H161V228H162V230H163V234L162 233H160L159 234V237L157 236L156 237V239L158 238V240H159V242H157V244L155 245V234H156V230L154 229V228H152V229H154V231L155 232H152V231H147V232H149L150 233V235L146 232V231H144V233H145V235H144V233H143V230H142V232H139V230L137 229V228H139V226L142 224V222H143V220H141L142 222L139 224V226H138V222H139V218H141L142 216H144L145 214L144 213H142L141 212V214H142V216L139 214V212H138V209L139 208H141L142 206H141V204H138V203H142V200H144L146 197V195H143L144 196V199L143 198H140L141 196H142V194H141V196H139V198L141 199V202H138L139 200L138 199H136L137 197H135L134 195H133V193L131 192V190H129L130 192L129 193H132V196L131 195H126V193L125 192H127V189H126V191L125 192H123L125 195H123L122 194V192H121V189L124 187V185L126 184V185H128V183H129V185H128V188H130L131 189V187L134 185V184H138V182H136L135 183V181H137V177H138V172H140V169H139V167H138V169H139V171L137 170V167L135 168V166L133 167V168H135L134 170H137V171H135L136 173L134 174V171L133 172H131V174L129 175V177H126V178H124L125 177V175H126V173L128 172L129 173V171H127L128 169H129V164H130V166H132L131 165V163H129L128 164V169L126 168L127 167V162H129V159H128V161L125 159V161H124V157H123V155H125V154H123V150H120L121 148H123V149H125V147H123V146H126V149H127V144H126V142H124V143H122L123 141H122V138L124 137V139H129L128 137H126V136H123L124 135V133H123V137L122 136H120L119 137V135H121L122 133H120L119 132V135H118V133H117V135H118V137L121 139V141L122 142H120V143H122V147L120 148V146H121V144L118 142V141H120V139L117 137V136H114V132L116 131V130H118V129H113V130H110V129H108L109 127H102V128H104V129H106L105 130V132H107V133H105L106 135H104L103 136V134H102V131L100 130V132H97L96 130H98L99 128L98 127H96ZM109 126V125H108ZM115 126V125H114ZM117 127H115V128H123V127H120V125H116ZM119 126V127H118ZM143 126V125H142ZM192 126V125H191ZM234 126V125H233ZM232 126V131H233V133H230L229 135H227V137H225V138H223L224 140H226L227 141V143L229 144V148H232L233 150H234V152L236 153V155H239L240 156V159H238V158H236L235 159V157L233 156V160L231 159V161H233L232 162V164H234V165H237V166H247L248 164H247V162L248 161H250L251 160V158L253 157V154L256 156H254L255 158H258V159H256V160H253L254 161V163L252 164V165H250V166H253L254 165V167L255 166H261V167H263L264 168V113L263 114H261V112L258 110V116L256 115L255 117H252L251 118V120L248 122V127L249 128H245L244 126H237V128L236 127H233ZM228 127V126H227ZM242 127H244V128H242ZM247 127V126H246ZM45 128V129H46ZM144 127H142V129H143ZM145 128H147V127H145ZM143 129V130H145L146 131V129ZM157 128V127H156ZM159 128V127H158ZM193 128V127H192ZM212 128V127H211ZM226 128V127H225ZM224 127L223 128H220V127H218V129H220V131H221V129L223 130V131H225L224 129H225ZM44 128H41V133H40V135L37 137V141L39 142V143H42V142H44V143H46L47 141H48V135L49 134H47L46 132H44V130H45ZM150 129H152L151 127H150ZM173 129V128H172ZM171 129V130H172ZM195 129V128H194ZM205 129V128H204ZM214 129V128H213ZM230 129H229V127H228V131H230ZM148 130V129H147ZM183 130H185V129H183ZM119 131H120V129H119ZM163 131V130H162ZM165 131V130H164ZM166 131H167V128H166ZM165 131V133L167 134V132ZM170 131V130H169ZM173 131V130H172ZM174 131H178V130H176V129H174ZM173 131V132H174ZM181 130H179V132H180ZM201 131V130H200ZM205 131V130H204ZM203 131V132H204ZM228 131H226V132H228ZM116 132H118V131H116ZM121 132H123L122 130H121ZM157 132H159V131H157ZM161 132V131H160ZM172 132V134H174ZM179 132H177L178 134H179ZM183 132V131H182ZM209 132V131H208ZM211 132V131H210ZM225 132V133H226ZM164 133V132H163ZM181 133V132H180ZM193 133V132H192ZM191 133V135H189V137L187 138V137H185V139H187V140H185V144H183V142H182V144H181V142L179 143V141H175V139H174V143H170L172 146L174 145V147H168L169 148V150L167 151L166 149V151H164L163 149H164V147L166 146L167 147V143L170 141L169 139H172L171 137L173 136V137H175L174 135H170L169 136V134H171L170 132H169V134L168 135H165V134H162V132H161V134L163 135V137H164V135L165 136H169L170 138H168V137H166L165 139H168L169 141L166 143V145L163 147V151L164 152H166V153H168L170 156H171V159H177V160H175V161H173L172 162V160L170 161V162H172V163H170L169 162V160H170V158H169V160H168V156H164L165 157V159H166V161L168 160V163L166 162V164H169V169L168 170H166V171H168V172H171L173 169V172L175 171V168H176V165H178L179 166V162L178 163H176L178 160H179V158H180V163H182V165H180V167L182 168V166L184 167V165H183V163H185V164H188L189 165V171H188V173L189 174H191V172L193 173V169H194V172H195V166H194V154H195V152H200L201 154H203V156H204V159L203 160H201V168H202V170L205 172V170H207V171H211L212 172V170H214L215 172L216 171H218V170H220L221 169V167H220V169H218V162H217V160H218V158L215 160V161H213L214 160V158H213V160H212V158L210 157V156H212V155H209L207 152H209V150L210 149H213L212 148V144H211V148H209L210 147V141L211 140H209V141H207V144H205V142L206 141H204L206 138H204V140H203V138H201V134H200V137L199 138H201L202 140L200 141L199 139H195V137L193 136L194 134H192ZM218 133V132H217ZM220 133V132H219ZM223 133V132H222ZM47 134V135H46ZM129 134V133H128ZM134 133H132V135H133ZM156 134V133H155ZM159 134V133H158ZM161 134H160V137H162L161 136ZM178 134H175V135H177L176 136V138L177 137H179L178 136ZM188 134V133H187ZM205 135H207L206 133H204ZM224 134V133H223ZM113 135V136H112ZM182 135H184V133L182 134ZM204 135V136H205ZM158 136V135H157ZM180 136H181V134H180ZM196 136V135H195ZM197 136H198V134H197ZM203 136V135H202ZM114 137L115 138H118V140L117 139H115V140H117V142L120 144L119 146H118V144L115 142V140H114ZM126 137V138H125ZM131 137V136H130ZM184 137V136H183ZM183 137H181L182 138V140H183ZM207 137V136H206ZM210 137H212L211 135H210ZM220 137V136H219ZM133 138V137H132ZM198 138V137H197ZM254 138V139H253ZM165 139H163L164 140V142H165ZM208 139H210V138H208ZM207 139V140H208ZM106 140V141H105ZM156 140V139H155ZM178 140H180V139H178ZM199 140V141H198ZM217 140H220L221 141V138H218ZM83 141H84V139H83ZM125 141V140H124ZM127 141H130V140H127ZM132 141H133V139H132ZM131 141V142H132ZM159 141H160V139H159ZM184 141V140H183ZM161 142H162V140H161ZM160 142V143H161ZM163 142V143H164ZM204 142V143H203ZM159 143V144H160ZM163 143H162V145H163ZM175 143H176V146H175ZM213 143V145H214V142H212ZM124 144V145H123ZM165 144V143H164ZM169 144V143H168ZM217 144H218V142H217ZM226 144V143H225ZM104 145H107V147L108 148H110V150H111V152L113 153V156H110L111 158L112 157H114V161H113V164L114 165H112V163L109 161V159L107 160H105L104 159V157L105 156H103V154L105 155V152H103L106 148L104 147V149L102 148ZM131 145V144H130ZM153 146V145H152ZM160 146V145H159ZM159 146H157V147H159ZM169 146V145H168ZM218 146V145H217ZM216 146V147H217ZM262 146V147H261ZM129 147V146H128ZM165 147V148H166ZM206 147H207V149H206ZM226 147V146H225ZM153 148V147H152ZM103 149V150H102ZM156 149H158V148H156ZM209 149V150H208ZM217 149H220V148H217ZM160 150V151H159ZM158 151H159V154H160V152L162 151L161 149H159ZM226 150V149H225ZM127 151H129L128 149H127ZM126 151V155H128L129 153ZM214 151H216V150H214ZM219 152H220V150H218ZM232 151V150H231ZM219 152H217V153H219ZM229 152H230V150H229ZM125 153V152H124ZM155 153V152H154ZM163 153V152H162ZM165 153V154H166ZM210 153H213V152H210ZM214 153H216V152H214ZM216 153V154H217ZM221 153V152H220ZM225 153H227V151L225 152ZM231 153V152H230ZM134 154V153H133ZM106 155H107V153H106ZM111 155V154H110ZM135 155V154H134ZM161 155H163V154H161ZM161 155H157V157L158 156H161ZM167 155V154H166ZM199 155V154H198ZM217 155H219V154H217ZM223 155V154H222ZM225 155V154H224ZM230 155V154H229ZM132 156V155H131ZM153 156V155H152ZM169 156V157H170ZM176 156H179V158H177ZM191 156H192V158H191ZM201 156V155H200ZM220 156H221V154H220ZM227 156V155H226ZM107 157V156H106ZM126 157V156H125ZM163 157V158H164ZM213 157H215V156H213ZM219 157V156H218ZM223 157V156H222ZM161 158V157H160ZM190 158L192 159L191 160V162H190ZM205 158H208V160L210 161V162H208V161H206V159ZM216 158V157H215ZM223 158H226V157H223ZM227 158H228V156H227ZM226 158V159H227ZM173 159V160H174ZM211 159V160H210ZM219 159H220V157H219ZM222 159V158H221ZM220 159V160H221ZM229 159H230V157H229ZM245 159H248V161L247 160H245ZM250 159V160H249ZM132 160H133V158H132ZM131 160V161H132ZM140 160V159H139ZM138 160V161H139ZM142 160V159H141ZM163 159H161V161H162ZM127 161V162H126ZM152 161H154L153 160V158H152ZM157 161V160H156ZM155 161V162H156ZM160 161V160H159ZM136 162V161H135ZM228 162H230V161H228ZM156 163H158V162H156ZM160 163H162V162H160ZM175 163V164H174ZM221 163H222V161H221ZM221 163H219V164H221ZM226 163V162H225ZM224 163V164H225ZM52 162L51 161H49V160H44V162H41L38 166H35V165H32L30 168H26V169H24L23 171H22V175H27L28 174V176H29V178H30V180H31V178H33L32 177V174L34 173V174H36L37 176H39L40 175V178H41V180L43 181V183L44 184H48V183H50L52 180H53V175H54V170H53V168H52ZM143 164V163H142ZM153 164V163H152ZM170 164H171V166H174L175 165V167L172 169V167H170ZM173 164V165H172ZM223 164V163H222ZM227 164V163H226ZM125 165H126V167H125ZM136 165V164H135ZM164 165V164H163ZM141 166V165H140ZM187 166V165H186ZM166 167V166H165ZM168 167V166H167ZM180 167H178V168H180ZM230 167V166H229ZM249 167V166H248ZM115 168H117L118 170H117V172L118 173H116L115 172ZM144 168V167H143ZM154 168H158L157 167V164H156V167H153V169ZM164 168V166L162 167V169ZM170 168L172 169L171 171H169L170 170ZM242 168V167H241ZM247 167H245V169H246ZM251 168V167H250ZM130 169H132V168H130ZM129 169V170H130ZM159 169V168H158ZM157 169V170H158ZM165 169V168H164ZM218 169V170H217ZM223 169H225L224 167H223ZM223 169H221L222 170V175H223V177L224 178H226V177H228V169H225V170H227L226 172L223 170ZM239 170H240V168H238ZM243 170V173H244V171H245V175H247L246 174V172H252V171H246V170ZM255 169H256V167H255ZM147 170V169H146ZM156 170V169H155ZM154 170V171H155ZM192 170V171H191ZM220 170V171H221ZM239 170H237V168L235 169V173L233 172L232 173V177H233V183L234 184H238L237 183V178L239 177L238 175H240L241 174V171H240V174H239ZM261 170V168L259 169V171ZM127 171V172H126ZM149 171V170H148ZM165 171V170H164ZM163 171V172H164ZM181 171H182V173H185V171H183V169H181ZM219 171V172H220ZM224 171V172H223ZM258 171V168L256 169V172ZM156 172V171H155ZM163 172H161L162 174H160V175H162V178H165L166 177V172H164V177H163ZM167 172V173H168ZM178 172H180V170L179 169H177V171H175V173H177V174H179ZM215 172H213L214 174H215ZM264 172V170H262V173ZM158 173H160L159 171H158ZM172 173V172H171ZM196 173V172H195ZM150 174V173H149ZM157 174V173H156ZM169 174V173H168ZM186 174V173H185ZM205 174H207L206 172H205ZM254 174V173H253ZM134 175V176H133ZM135 175H137V177H135ZM160 175H158V176H156V178L157 177H160ZM184 175V174H183ZM220 175V174H219ZM231 175V174H230ZM257 175V174H256ZM263 175V174H262ZM127 176V175H126ZM147 176V175H146ZM170 176H172V178H173V176H174V173H173V175H171L170 174ZM176 174H175V178H173V180H176V181H173L174 183H176L178 180H177V178H176ZM192 177H193V175H191ZM191 176L190 175H188L187 177L189 178H191ZM208 176V175H207ZM238 176V177H237ZM249 176V175H248ZM261 176V175H260ZM139 177H140V175H139ZM210 177V176H209ZM222 177V176H221ZM230 177V176H229ZM241 177H243V176H241ZM247 177V176H246ZM255 177V176H254ZM168 178V177H167ZM166 178V179H167ZM189 178V180H191ZM194 178V177H193ZM196 178H197V176H196ZM212 177H210V179H211ZM240 178V177H239ZM238 178V179H239ZM250 178V177H249ZM258 178V177H257ZM260 178V177H259ZM262 178V177H261ZM140 179V178H139ZM143 179H145L146 180V178L144 177ZM148 179V178H147ZM228 179V178H227ZM145 180H143V185H141V183H140V186H134V187H140V189H138V190H141L142 188H144L143 186H144V184L145 183H147V182H145ZM168 181H169V178L167 179ZM166 180V181H167ZM163 181H164V179H163ZM162 181V179H161V183L163 182ZM193 181H194V179H193ZM196 181V180H195ZM215 181V180H214ZM231 181V180H230ZM248 181V180H247ZM140 182V181H139ZM145 182V183H144ZM157 182V184L158 183H160L159 181H156ZM165 182V181H164ZM172 182V183H173ZM191 182V181H190ZM216 182V181H215ZM226 182V181H225ZM228 182H229V180H228ZM236 182V183H235ZM243 182V181H242ZM260 182H262L263 183V181H260ZM171 183V184H172ZM219 183L221 184V185H223L224 183H222L220 180H219ZM131 184H133V185H131ZM148 184V183H147ZM150 184V183H149ZM148 184V185H149ZM167 184H169V183H167ZM189 184V183H188ZM215 186H217V188H218V182L217 183H213ZM228 184V183H227ZM259 184V183H258ZM125 185V186H126ZM179 185V184H178ZM187 185V184H186ZM194 185V184H193ZM208 185V184H207ZM257 185V184H256ZM130 186V187H129ZM185 186V185H184ZM192 186V185H191ZM190 186V187H191ZM212 186V185H211ZM260 186V185H259ZM259 186L257 185V187L259 188ZM264 186V185H263ZM146 187V186H145ZM151 187V186H150ZM150 187H148V188H150ZM178 187V186H177ZM214 187V186H213ZM243 187V186H242ZM183 188V187H182ZM181 188V189H182ZM206 188V187H205ZM209 187H207V190H209V189H211V187L208 189ZM215 188V187H214ZM220 188V187H219ZM254 188H256V186L254 187ZM257 188V189H258ZM4 189V188H3ZM133 189V188H132ZM227 189V188H226ZM248 189V188H247ZM260 189H261V186H260ZM259 189V190H260ZM124 190V189H123ZM136 190V189H135ZM215 190V189H214ZM224 190V189H223ZM242 190V189H241ZM255 190V189H254ZM119 191L121 192V193H119ZM137 191V190H136ZM227 191V190H226ZM235 191V190H234ZM258 191V190H257ZM260 191H262V190H260ZM264 191V190H263ZM215 192H216V190H215ZM5 193V192H4ZM142 193H143V190H142ZM225 193V192H224ZM254 193V192H253ZM253 193H252V195H253ZM257 193V192H256ZM260 193V192H259ZM263 192H261V194H262ZM81 194V193H80ZM139 194V195H140ZM181 194V193H180ZM264 194V193H263ZM82 195H83V193H82ZM153 195H155L154 193H153ZM191 195V194H190ZM228 195V194H227ZM254 195H258V193L257 194H254ZM69 196V195H68ZM142 196V197H143ZM240 196V195H239ZM262 196H264V195H262ZM85 197V195L84 196H82L81 197V199H83ZM150 197V196H149ZM255 198L254 199H252V197H249L248 199L251 201V203L249 204V205H252V207H253V209H252V217H254L255 216V218H256V216L258 215V216H260L261 215V217L263 216V214H260L261 213V211H262V209H263V206H261V202L259 201V200H261V199H257L256 198V196H254ZM154 198V197H153ZM155 198H156V196H155ZM172 198V197H171ZM211 198V197H210ZM228 198V197H227ZM233 198V197H232ZM240 198V197H239ZM252 200H251V199ZM259 198H263V197H261V196H259ZM148 199V198H147ZM147 199H145V200H147ZM192 199V198H191ZM220 199V198H219ZM229 199V198H228ZM231 199V198H230ZM235 200H236V198H235ZM242 200V199H241ZM247 201V198L245 197V198H243V200L242 201ZM149 201H152V199L150 198L148 201H146V202H149ZM156 201V200H155ZM191 201V200H190ZM223 201H228L227 199H223ZM234 201V200H233ZM252 201H254L253 203H252ZM263 201V200H262ZM145 202V203H146ZM198 202V201H197ZM217 202H219V201H217ZM221 202H222V199H221ZM241 202V201H240ZM150 203V202H149ZM148 203V204H149ZM172 203V202H171ZM220 203V202H219ZM218 203V204H219ZM222 203H225V202H222ZM229 203V202H228ZM236 203V202H235ZM242 203V202H241ZM180 204V203H179ZM195 204V203H194ZM144 205V204H143ZM209 205V204H208ZM226 205H227V202H226ZM225 204L223 205V207L224 206H226ZM230 205V204H229ZM242 205H243V203H242ZM247 205V204H246ZM264 205V204H263ZM146 206V205H145ZM151 206V205H150ZM206 206V205H205ZM219 206V205H218ZM218 206L216 207V208H218ZM244 206V205H243ZM222 207V206H221ZM222 207V208H223ZM228 207V206H227ZM234 207H235V204H234ZM237 207V206H236ZM249 207V206H248ZM145 208V207H144ZM147 208V207H146ZM192 208V207H191ZM226 208V207H225ZM225 208H223V209H225ZM148 209V208H147ZM150 209V208H149ZM204 213L203 214H201V222H202V225L200 224V227L202 226L203 228L204 227H206L209 231H213V229L212 228H214L215 227V225H216V221H217V219H215L214 217H215V215H214V217L213 216H211L212 215V211H211V209H210V211H211V213H208V214H211V215H208L206 212V208L204 207ZM219 209H220V207H219ZM219 209H217V210H219ZM228 209V208H227ZM226 209V210H227ZM238 209V208H237ZM240 209V208H239ZM146 210V209H145ZM215 210V209H214ZM226 210H223V212L225 213V211ZM264 210V209H263ZM146 211H148V210H146ZM153 211H154V208H153ZM187 211V210H186ZM200 211V210H199ZM236 211V210H235ZM244 211H245V209H244ZM152 212V211H151ZM178 212V211H177ZM181 212V211H180ZM198 212V211H197ZM219 212V211H218ZM222 212V211H221ZM263 212V211H262ZM147 213V212H146ZM174 213H175V211H174ZM179 213V212H178ZM177 213V214H178ZM182 213V212H181ZM195 214L194 212H191V214ZM200 213H202V212H200ZM199 213V214H200ZM215 213V212H214ZM223 213V214H224ZM241 213V212H240ZM244 213V212H243ZM243 213H241L242 214V216L244 215L245 216V214H243ZM246 213V212H245ZM152 214L153 215H155V213L154 212H152ZM151 214V215H152ZM183 214V213H182ZM223 214H221V215H223ZM237 214V213H236ZM241 214H240V216H241ZM250 214V213H249ZM152 215V216H153ZM175 215V214H174ZM184 216H185V214H183ZM220 215V214H219ZM181 216V215H180ZM226 216V215H225ZM237 216V215H236ZM249 216V215H248ZM247 216V217H248ZM43 217H44V211H42V212H40L38 215H37V218H36V221L38 222V221H41L42 219H43ZM145 217V216H144ZM197 217V216H196ZM195 217V218H196ZM233 217V216H232ZM235 217V216H234ZM233 217V218H234ZM260 217V218H261ZM143 218V217H142ZM141 218V219H142ZM177 218V217H176ZM221 218V217H220ZM237 218V217H236ZM244 218L245 217H243V220H244ZM255 218L253 219V223H254V221H255ZM154 219H155V216H154ZM198 219V218H197ZM226 219H227V216H226ZM246 219V218H245ZM256 219H258V218H256ZM263 219V218H262ZM150 220H152V217L150 216ZM192 220V219H191ZM236 220V219H235ZM185 221V220H184ZM227 221H230V220H228L227 219ZM226 221V222H227ZM245 221V220H244ZM150 222H152V221H149V223ZM198 222H200V221H198ZM225 222V223H226ZM243 222V221H242ZM250 222H252V221H250ZM255 222H257V220L255 221ZM260 222L261 223H263V221H258L257 222V224L256 223H254V225L256 224V227H260L261 225H264V224H261L260 225ZM183 223V222H182ZM181 223V224H182ZM227 223H229V222H227ZM236 223V224H235ZM235 223H231L230 222V224H227V225H225V227H229V228H231V227H234L233 225L235 224L236 226H238V227H240L241 225H240V223H241V220H240V222L237 220ZM184 224V223H183ZM189 224V223H188ZM196 224V223H195ZM218 224V223H217ZM233 224V225H232ZM240 226H239V225ZM243 224H244V222H243ZM252 224V223H251ZM259 224V225H258ZM112 225V226H111ZM185 225V224H184ZM198 225V224H197ZM223 225V224H222ZM258 225V226H257ZM111 226V227H110ZM183 226V225H182ZM187 226H189V225H187V223H186V226L185 227H187ZM141 227V226H140ZM143 227H145V226H143ZM185 227H183V228H185ZM195 227H197L196 225H195ZM199 227V226H198ZM199 227V228H200ZM219 227H221V225L219 226ZM237 227V228H238ZM244 227H246V226H244ZM147 228H148V230H150L149 229V227L147 226ZM146 228V229H147ZM191 228V227H190ZM190 228H188V229H190ZM198 228V229H199ZM203 228H201L200 230H198V231H201ZM242 228V227H241ZM251 231L252 230H254L251 226L250 227H248ZM248 228L247 229H244V230H248ZM252 228V229H251ZM194 229V228H193ZM193 229H191V230H189V232H195L196 231V229L195 230H193ZM225 229V230H224ZM258 229V228H257ZM185 230V229H184ZM217 230H218V228H217ZM223 233H225V231H226V228H223ZM259 230V229H258ZM255 231L254 230V232H259V231ZM204 231V230H203ZM216 231V230H215ZM232 231H234L233 229H232ZM236 231V230H235ZM234 231V233L233 234H231L230 235V237H234V238H238V241H239V235H240V237L241 236H244L245 238L247 237V236H249V233L247 234V233H244L243 234V231L242 230H237V232H235ZM263 231V230H262ZM152 232V233H151ZM187 233H188V231H186ZM206 232H208V231H206ZM214 232V231H213ZM212 232V233H213ZM218 232V231H217ZM226 232H228V231H226ZM246 232V231H245ZM248 232V231H247ZM253 232V233H254ZM146 233L149 235V238H148V235H147V237H145L146 236ZM154 233V234H153ZM196 233V232H195ZM200 233H202L201 234V236L203 235H206V233H205V231H204V233L201 231ZM229 233V232H228ZM252 233V232H251ZM259 233H261V231L259 232ZM262 233H264V231L262 232ZM141 234H143V236L145 237V239L147 238V247H146V245H144L145 243H143V241L145 240L142 236H141ZM215 234V233H214ZM213 234V235H214ZM230 234V233H229ZM247 234V235H246ZM152 235V237H150ZM153 235H154V237H153ZM200 235V234H199ZM210 235V234H209ZM227 235V234H226ZM251 235V234H250ZM263 235V234H262ZM162 236V238H163V240H162V238H160ZM200 236V237H201ZM217 236V235H216ZM216 236L214 235L213 237H208V238H216ZM220 236V235H219ZM260 236V235H259ZM192 237V236H191ZM198 237V236H197ZM196 236H195V238H197ZM200 237L199 238H197L198 239V242L197 241H195V240H197V239H194L193 237V239L192 240H194V242H196L198 245H199V243H200V246H201V244L203 243V244H205V242H199V239H200ZM227 237V239H225L227 242H228V236H226ZM151 238V239H150ZM206 238V237H205ZM205 238H204V241H205ZM255 238V237H254ZM256 238H258V236H256ZM86 239V241H87V244L84 242V240ZM143 239V240H142ZM150 239V240H149ZM152 239H154V241L152 240ZM164 239H165V241H166V243H165V241H164ZM203 239V238H202ZM223 239H224V237H223ZM250 239V238H249ZM160 240H162L163 241V243L161 242L160 243ZM245 240V239H244ZM251 240V239H250ZM150 241H153L154 242V247L151 249V252H150V249H149V246H152L153 244H151V243H153V242H150ZM212 241V240H211ZM211 241H209V243L208 244H210V243H212ZM213 241H215V240H213ZM222 241H224V240H222ZM226 241L224 242V243H226ZM229 241H230V239H229ZM232 241H236V239L235 240H232ZM252 241V244H251V247L252 248H249L248 246L250 245V243L248 244V246H246V247H248V249H250L249 250V253H252V252H250L251 250L252 251H255V255L259 252H263V250H264V236L263 237H260L259 239H253V240H251ZM218 242V241H217ZM217 242H214L215 244L217 243ZM78 243H84V244H86V247H87V249H85L86 247H85V245H84V249L83 250H81V251H85V250H88L89 249V237L88 236H86L85 238H81V237H79V236H77V237H75V239L71 242V244H70V248H71V250L72 251H74L75 250V248H76V245H79ZM113 243V244H112ZM218 243H223V242H218ZM224 243L223 244H221V245H224ZM121 244L123 245V246H121ZM151 244V245H150ZM158 244H161V246L160 245H158ZM164 244H166L167 245V247H164L165 245ZM214 244V245H215ZM141 245V246H140ZM146 247V248H144L145 250H143V247L144 246ZM196 245V244H195ZM213 245V244H212ZM211 245V247H213ZM218 246L216 247V249H218V247H219V245L220 244H217ZM229 245V244H228ZM236 245V246H235ZM72 246H73V248H72ZM75 246V247H74ZM143 246V247H142ZM204 246V245H203ZM201 246L203 249H204V247H206V246ZM210 246V245H209ZM237 246H239L238 245V243H232V245H230L229 247H227V249L225 250L224 248V250L226 251V255L228 254V256L225 258L227 261L226 262H224V264H226L228 261H229V257H230V261L231 262H229V263H231V264H240V263H242V262H244L242 259L243 258H245V257H243L242 255H241V253L243 254V252L245 253L246 252V254H243L244 256H246L248 253V251H246V250H248V249H245L244 251L242 250V252H239L240 254L239 255H241V256H239L238 255V257H240V258H242V259H239L238 257H236V253H238V251H239V248L240 247H237ZM113 247V248H112ZM155 247V248H156ZM200 247V248H201ZM210 247V248H211ZM221 247V246H220ZM242 247H245V246H242ZM111 248H112V250H111ZM141 248H142V250H141ZM151 248V247H150ZM207 248V247H206ZM209 248V249H210ZM222 248V247H221ZM148 249V250H147ZM213 249H214V247H213ZM141 251H144V253H146V252H150V253H146V254H144L143 252H141ZM205 251V250H204ZM207 251V250H206ZM219 251V250H218ZM221 252H222V250H220ZM219 251V252H220ZM224 251V252H225ZM235 251H236V253H235ZM74 252H76V251H74ZM217 251H215V253H216ZM220 252V254L221 255H225V254H222V253H224V252H222L221 253ZM257 252V253H256ZM117 253H116V255H117ZM167 253V254H166ZM209 253H210V251H209ZM214 253V254H215ZM232 253V254H231ZM111 254V255H110ZM147 254H149V256L147 255ZM213 254V253H212ZM219 254V255H220ZM264 254V253H263ZM106 255V256H105ZM200 255V257H196V260H197V262H195V256H199ZM207 254L205 253V255H203V256H206ZM220 255V256H221ZM251 256V259H252V255L253 254H250ZM118 256V255H117ZM220 256H218V257H220ZM223 256H221V258H223ZM254 256V255H253ZM108 257V258H107ZM225 257V256H224ZM238 259V261H236V258ZM248 257H249V255H248ZM263 257H264V255H263ZM105 258L107 259V263L106 262H104V260H105ZM114 258H117V257H113L112 258V260L114 259ZM144 258V259H143ZM204 257H202V260H204V261H210V260H208V257H205V259H203ZM209 258H211V256H209ZM216 257L214 256V259H215ZM221 258H219V259H221ZM247 258V257H246ZM254 258V257H253ZM212 259H213V256H212ZM213 259V260H214ZM217 259V258H216ZM225 259H223V261L225 260ZM232 259V260H231ZM233 259H235V261L233 262ZM21 260V259H20ZM116 260V259H115ZM143 260V261H142ZM239 260H240V262H239ZM241 260H242V262H241ZM248 260H249V258H248ZM247 260V261H248ZM117 261H119V260H117ZM203 261V262H204ZM262 261H263V258H262ZM262 261H260L261 263H262ZM123 262H124V260H123ZM202 262V261H201ZM218 262V261H217ZM233 262V263H232ZM249 262V261H248ZM250 262H251V260H250ZM108 263V264H109ZM112 264H116V263H113V262H111ZM110 263V264H111ZM121 263H122V261H121ZM145 264H147L148 263V261H145L144 262ZM210 263H212V262H210ZM228 263V264H229ZM245 264L247 263V262H244ZM260 263V264H261ZM117 264H119V262H117ZM124 264H126V261L124 262ZM149 264V263H148ZM201 264V263H200ZM204 264H206V263H204ZM212 264H216V263H212ZM221 264V263H220ZM247 264H251V263H247ZM263 264V263H262Z\"/></svg>",
    "mask_w": 264,
    "mask_h": 264
},
{
    "label": "built area",
    "instance_id": "built-area-1",
    "mask_svg": "<svg viewBox=\"0 0 264 264\" xmlns=\"http://www.w3.org/2000/svg\"><path fill=\"white\" fill-rule=\"evenodd\" d=\"M47 4V35L55 43L53 70L59 75L58 79L49 76L55 80L56 107L43 108L40 104L35 110L22 87H0V264H95L97 207L83 143L85 127L66 76L50 0ZM14 56L9 53L10 59ZM18 64L23 63L17 61L12 67L17 69ZM38 112L44 113L49 125L46 143L37 141L44 124ZM45 159L54 163L55 176L44 184L33 173L38 187L30 182L28 174L21 173ZM201 160L200 155L194 158L195 171L198 181L206 183L210 177L202 170ZM218 177L215 174L213 179ZM251 184L258 185L255 178ZM80 193L85 195L83 199L77 197ZM63 195H72V201L54 205ZM42 211L46 214L37 222ZM77 236L89 237L88 250H71L70 244ZM76 255L80 261L73 260Z\"/></svg>",
    "mask_w": 264,
    "mask_h": 264
}]
</instances>
